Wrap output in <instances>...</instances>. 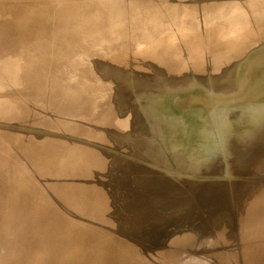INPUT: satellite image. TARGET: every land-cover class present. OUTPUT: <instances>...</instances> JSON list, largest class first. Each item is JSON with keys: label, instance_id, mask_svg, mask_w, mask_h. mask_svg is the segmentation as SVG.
<instances>
[{"label": "rangeland", "instance_id": "374dc122", "mask_svg": "<svg viewBox=\"0 0 264 264\" xmlns=\"http://www.w3.org/2000/svg\"><path fill=\"white\" fill-rule=\"evenodd\" d=\"M3 1V2H2ZM5 1H6V3H5ZM25 0H0V2L1 3H3V5H1L0 4V14H5V15H2V17H1V15H0V24L2 25H0V27L2 28V29H0V31H3V29H5L4 28V26H3V24H5V26H6V24H7V26H12L11 24H16V25H14L13 27H14V29L15 30H17L18 32L19 31H21V33H18L17 31H16V33L17 34H15V30H13V33H9L8 31L5 33V36L2 38V36H0L1 38H0V105L2 106H0V111H2V112H0V121L1 122H3V123H5V124H3V123H1L0 122V125H3V126H0V129L1 130H3V129H5V130H3V135H0V138L1 137H3L4 136V140H3V143H2V140H1V142H0V169H2V170H0V195L2 196H0V224L1 223H3V226L4 227H6L5 226V223H4V219L3 218H5V215H4V213H6L4 210H7L8 209V207H10V203H12V208L15 210V211H18L19 213L20 212H22V211H20V209H21V207H24V209L22 208V210H26L25 208V206H29L28 208H31L32 206H31V203L33 202V199H34V201L35 202H33L32 204H34V203H36V200H35V198L37 199V200H39L40 199V197L42 196V194H41V192H45V193H43V196H44V200L46 199V198H48V197H50L49 195L50 194H57L58 193V190H60V193H58L57 195V199H56V197L54 196V195H52L53 197H52V200H54V199H56V200H59V199H61V197L60 196H62V195H60V194H63V193H61L62 192V189L63 188H61L60 189V187L62 186H64V184H61V181H62V179L60 180V181H58L60 178H62L64 175H67L68 177L67 178H69V181H71L70 179H72L73 177H71V176H73V174L75 175V173H73V174H71V172H72V170L74 169V168H76L77 167V165H76V163L74 164V163H72V162H70L71 161V159L72 158H74V157H76L77 155H79L80 153H81V155L82 156H84V158H85V156L86 157H89V155H88V147H91V149L93 148H95L94 150L95 151H105V152H107V153H110L109 155H111V156H114V158H115V156H116V158L118 157V155L117 154H119L120 152H124V153H127L126 154V156L125 157H127L129 154H130V156L129 157H127L128 158V160H127V158L125 159V160H127V161H124L123 162V160H119V162L121 161V164H122V162H123V164L121 165L120 163H117L118 162V159L119 158H117V162H116V164H118V165H116L115 164V159L114 160H112V158L110 159V157H109V155L107 156V159L104 157L103 159L104 160H112V161H110V163H112V162H114V163H112V168L114 167L113 166V164L115 165V167H116V171H114L115 170V168H111V170L113 171V172H118V171H120L121 169L123 170V168L122 167H125L126 168V170H128L129 169V167L128 166H131V165H133V166H131V168H133L132 170H133V172H140V170L141 171H143V174L144 175H146L147 174V170H149L153 175V177H150V179H148L147 181H146V184H144V186L145 187H147V186H150V185H154V183H156V184H158L159 185V187H157L154 191H153V189L154 188H152V189H148V190H143V191H139V193L141 192V194H139V193H137V195L139 194V196L141 195V198L140 199H143L144 200V202H146V203H148L147 202V199H149V200H152V199H154L155 198V196H159V195H154V193H157V194H159L160 192H161V190L163 191L164 189H169L170 187H172V188H174L175 189V191L176 192H174V195L175 196H177L178 194H180V193H182L181 195H178V196H180V197H183V195H184V198H186L184 201H186V202H184L185 204L186 203H191V202H189V201H192L193 200V202L190 204V205H188V204H186V205H188L187 207H182L181 208V204H184V203H182L183 202V199L184 198H182L181 199V203H180V207H174L173 209H175L174 211L173 210H170V211H168V212H163L164 210L161 208V207H164V206H161L160 208H158V209H161L162 211V214L161 215H159L160 217H164L165 218V216H166V220L168 221V222H166L167 224H164V227L166 226V227H168V229H166V228H164V229H162V225L160 224V222H161V218L159 219V218H157V220H155L156 222H154L153 223V226H152V229L151 228H149L150 229V231H159L160 230V235L163 237V238H166V237H169L170 239V242H169V244H168V248L167 247H161V248H158V251L160 252V254H161V256L159 255V256H156V257H152L151 256V254H150V251H149V249H145L142 245H139V246H136V245H134V246H132L131 248L132 249H134V250H137V253L135 254V258H132V259H129L128 257H126V256H124V259H123V256H121V254H119V253H116L117 251L114 249V246H113V241L114 240H117V237L118 238H120V239H118V241H120V242H122V240H123V242L126 244V242L129 244V242L132 240V239H129V237H132V236H130V232H131V234L132 235H134V236H136L137 234V230L136 229H134L133 228V230L131 229V230H129L130 232L129 233H127V230H126V232H125V230L124 231H122V233L124 234V236H122L121 235V232L120 233H118L119 235H117V233H114V232H112V230H110V227H112V225H110L111 223H113L112 222V220H116V222H115V224L113 225V227L114 226H116L117 224H119V222H120V220L122 221H124L125 219H122V217H124V216H127L128 214V212L129 213H131L133 216H134V218H135V216H136V212H137V204L139 203L138 202V200H136L138 203L136 204V202H134L133 203V201H135V197H131L130 199L129 198H127V199H125L126 201L127 200H131V202L132 203H127L125 200V202H123V203H125V206L127 205V207H129L130 205H136V207L134 208H132L131 207V209H130V207L129 208H127V210L126 211H123V213L124 214H122V213H120L121 211H119L118 209H116V206L114 207L113 205H115V204H112V206L113 207H110L111 209L113 208V210H118V213L120 214H118V213H116L117 211L115 210V211H113V210H107V214H108V212H109V214L108 215H110L109 217H112L111 219L110 218H108V219H110L111 220V222H109L108 224L107 223H105V221L103 220V217H101L100 216V218H97L96 216H94V217H96L97 219H98V222L95 224V222H96V218H95V220H94V218H92V222L90 223V225H92V224H94L95 226L96 225H98L99 223H101V224H103L102 226H101V224H99V228H100V230H99V228H98V231H101V229L102 228H104V225H106L105 227V229H103L101 232H99L100 233V235H102L101 236V238L103 237V238H105L106 239V241H105V239H100V242L102 243V241H103V244H104V246H105V248L104 249H109V247H111L109 250H111V254H109V256H106L105 258H106V260H104L105 258H103V257H99V255L98 254H100L99 253V251H95L94 252V254H93V260H92V262L90 263H88V264H264V225H262L261 223L263 222V224H264V168H263V171H262V168L261 167H263L261 164H260V166L259 165H256V166H254V167H256V168H258L257 170H256V168L255 169H253L252 168V166H248L251 162H252V160L253 159H251L250 158V156L252 157V158H255V157H259L260 155H262V151H263V157H259V159H257V158H255L254 159V161L255 162H252V163H254V164H256L257 162H259V163H261L262 161L264 162V149H263V145H264V133H263V131H264V127L262 126V124L264 123V58L263 59H261V60H257V59H255V58H253V56L254 55H256V54H258V53H261V52H263L264 53V41H262V42H259V44H257V45H254V46H252L251 47V49L245 54V56L243 55V56H241V58L243 59V60H245V61H247V63H249L248 64V68H247V71H246V73H245V75H242L243 77L241 78L242 80V82H241V84H239V85H234V84H231V83H226V82H220V83H215V84H211V81L210 80H207L206 78H207V76L211 73V72H213V70L211 69V70H209V67H207V66H205V65H203L202 63L204 62V60H205V57H204V54H199V55H192L191 54V52L189 53V55L191 56L192 55V57L191 58H189L188 59V61L186 62V54L184 55V52H183V54H182V52H181V50H179L177 47H176V41H174L175 40V38L173 37H171V39L169 40V39H167V40H165V45L164 46H166V48L164 49V51L162 52V53H160L159 55H158V62L159 63H161V61H162V59L164 58V57H166V54H168V52H169V49H171V50H173V53H174V55H172V60L170 61L171 63H173V64H179L180 66L182 65L184 68L183 69H181V72L179 73L180 75H179V78H191V77H196V78H198V79H196L197 80V82L195 83H193V84H181V85H177L176 84V82H174V83H172L171 85L169 84V86H165V85H161V87L164 89V90H167L166 92L165 91H163V89L161 88V89H159V93H156L157 95L156 96H154L153 95V97H154V99L158 96V95H160L161 94V96H168V94H169V96L171 95V91H172V94L173 93H177L178 92V94H182V93H186L185 94V96H187L191 101L190 102H197V103H199V104H205V105H207V104H209V110H210V115H212L213 117H214V119H217L216 120V122L217 121H219V116L223 113V114H227V118L229 119V124H232V125H234L235 126V129H236V131H235V129H234V133H241V132H245V130H247L248 132H251L250 134L252 135V136H254V138H256V141H255V139L251 136V135H249V133H247V134H240V136L238 135V136H236V139L234 138L233 139V137H225V135H226V133L227 132H229V130H227V128H222V129H220L219 131H216V132H210V133H207L206 134V136H208V138H209V136H210V134H211V137H212V139H211V141L208 143H206V142H204V144L202 145V143H200L199 145H194L193 147H191V148H189L188 150V152L185 154V153H180V152H177L176 150H173V148L172 147H169V150L168 149H166V147H165V144H164V142H161V140H162V137L160 136V135H155V134H151L149 137H153V138H155L156 140H159L160 142H159V144H158V146L157 147H154L153 149H150V148H147L146 147V145L144 144L145 143V140H146V132L144 131L145 130V128L143 127V126H137L138 128V130H140V132L143 134H141L140 136H139V134L138 135H136V140L134 139L133 140V138L131 139V138H129L131 141L133 140V142H129V141H127L126 142V136L125 135H121V137H122V139H121V137L119 136L120 134L118 133V136H116L117 135V132L116 131H114L115 129H116V126H117V128L119 127V126H121L120 124H122V122H123V119H122V121H121V119H119V121H118V119H115V117H114V113L112 112V111H109L108 112V114L105 116V115H103L104 117L102 118L101 117V114L103 113V112H105V111H107L108 109H109V107H110V104H109V102H106V104H103V105H101L100 103L103 101V100H105V99H107L106 98V96H107V92L106 93H104L103 91H101V90H97L96 92H90V93H87V94H85L84 96H82V98H78L76 95H75V91L74 90H66V92H62V91H64L63 89H61L60 90V88H62V85L60 84L59 85V90H58V87H55L52 91H53V94H51V93H49V96H48V92L46 93V94H44L43 96H38V97H34V96H28V94L30 93H34V92H38V88H39V86H38V84L37 83H35L34 82V79H30L31 77L30 76H32V77H35L36 75H37V73H40V71L43 69L42 67H44L45 66V54L47 53V54H49L50 52H52V50H60L61 48V46H63L64 44H68L67 46H69V45H71L73 48H75L76 47V45H77V43H78V45H77V47H82V48H84V52H85V57H91V56H96L97 54H98V49H108V51H109V49H110V51L111 50H116V47L114 46L115 45V43H116V39H114V40H110V39H112V38H117V36H119V37H123V36H126V38H125V43L123 44V49H122V53H123V55L121 56V57H124V55L125 54H127V48H130V51L131 52H134V51H138L139 50V45L141 44V42L145 39V37H142V35H140V31H141V29H145V27L148 25H146V23L145 24H143V26H142V22H143V20H147V21H149L151 18H155V15L153 16V17H150L149 19L148 18H145L146 16H147V14H148V10H145L144 8H145V6H147V5H150V4H153V6L154 7H159L161 10H163L164 12L165 11H170V10H172V9H175L176 7H174V6H176V5H178L177 6V9L179 8V9H182L183 7H185L186 6V3H185V0H171V2L170 1H165V0H135V3H137V8H135V9H133L132 10V12H133V14H132V16H133V20L131 21V18H127V17H125V21L124 20H120V22H119V25H118V27L116 28H114L113 30H109L110 29V27L109 26H111V25H109L108 27H107V30L105 31V30H103V31H95V32H93L92 34H90L89 36H87L86 38H85V44L83 45L82 44V42L81 43H79L78 42V39H80L79 37H81L82 35H83V32H82V29H81V26L80 25H75V23H71L72 21H71V16L73 15V14H76V13H78L79 11H82V10H86V9H89L88 10V12H91V15H94V13L96 12V11H98V9L95 7L94 8V6H96V4H95V1L94 0H43L44 2H42V0L40 1V0H33V2H35V4L36 5H31L30 3H26V2H24ZM27 1V0H26ZM30 1H32V0H28L27 2H30ZM87 1H88V3H87ZM90 1V2H89ZM93 1H94V3H93ZM104 1V0H103ZM116 1H119L121 4H125V1L126 0H116ZM177 1V2H176ZM198 2H196V1H193V3H191V4H195L196 6L197 5H199L200 3H202V2H205V1H208V0H204V1H200L199 2V0H197ZM211 2H215V1H218V0H210ZM76 2V3H75ZM83 2H85L84 4H82ZM176 2V3H175ZM184 2V3H183ZM220 2V1H219ZM235 2H237L238 3V5H240V7H241V9L243 10L242 12H241V14H243V13H245L244 12V9H245V6H246V3H249L250 1L249 0H235ZM6 5H5V4ZM9 3V4H8ZM64 3V4H63ZM68 3H69V5H68ZM71 3V4H70ZM78 3V4H77ZM92 5H94V6H90L91 4ZM169 3L170 4H172L171 6H169ZM66 4L68 5V6H66ZM75 4V5H74ZM79 4H81L82 6H80ZM87 4V5H86ZM90 4V5H89ZM71 5H73L72 7H71ZM78 5V6H77ZM184 5V6H183ZM70 6V7H69ZM86 6V7H85ZM167 6H169V7H167ZM13 8V10H12V8ZM19 8V10L17 9V8ZM124 7V8H123ZM122 8H123V10H124V14H126L125 13V11H126V4L123 6ZM163 7V8H162ZM17 9L16 10V12H14V10L15 9ZM75 8V9H74ZM170 8H172V9H170ZM7 9H9V11L7 10ZM53 9H55V10H58L57 11V15L59 16L60 15V13H61V15L60 16H65L67 19H68V17L70 18V20H69V23L68 24H64L63 25V23L64 22H61L60 21V19L62 18V17H58L55 13V16L53 17V19L55 20V21H57L58 20V18H59V20H58V22L57 23H55L54 22V20L52 19V16L54 15H52L51 16V13L50 12H52V10ZM92 10V11H91ZM151 10H153V9H151ZM156 9H154L153 11H155ZM12 11V12H11ZM95 11V12H94ZM149 11H150V9H149ZM9 12H11L12 14L14 13H16L15 15L17 16L16 17V21H15V15L13 16L12 14H8ZM56 12V11H55ZM64 12V13H63ZM47 13V15H45ZM48 13H49V16H48ZM66 13V14H65ZM71 14V16L69 15V14ZM8 14V15H7ZM246 14L247 15H249V16H251V18H252V21L254 20V19H257L258 18V15H260L259 13H258V10L257 9H253V10H249L248 12H246ZM245 14V15H246ZM261 14H264V10H263V12L261 13ZM45 15V16H44ZM67 15H69V16H67ZM245 15H243V16H245ZM12 17V18H9V17ZM47 16V17H46ZM82 16V15H81ZM81 16H78V18H80ZM264 16V15H263ZM4 17H6V18H4ZM40 17H44V18H48V20L46 19H43L44 20V22H42L41 23V20H42V18H41V20H40V25L42 26V24L44 23L45 24V21L47 22L44 26H47L48 27V23L49 22H51L52 20V25H53V22L55 23L53 26L55 27V25H57L56 27H55V29L53 30L52 28H54V27H52V25H49L50 26V29L52 30V33H49V32H51L50 31V29H47V27H45V28H41L42 29V33L43 34H46V36H47V38H46V41H44L46 44L48 43V47L46 46V48L44 49V50H42V52H40V51H37V50H35L33 47H32V45H31V42H30V40H29V42H30V44L28 43V42H26V44L25 45H27V43H28V45L26 46V48H23V46L25 47V45H24V43H25V41H27L28 39H30V38H28V36L29 37H32L31 38V40L34 38V36H32L33 34L34 35H36V37L38 38L37 40H36V42L39 40V38H40V41L39 42H41V39L42 40H45L44 38H43V34L42 33H40L41 35H42V37L40 36V37H38L37 36V34L39 33V31L41 30L40 28H38L37 26H39V27H41L40 25H38V23L37 22H39V21H37L36 19H38V18ZM49 17H51V18H49ZM65 17L63 18V20H65ZM260 17V16H259ZM4 18V19H3ZM57 18V19H56ZM7 19H10V20H7V21H10L11 22V24L8 22H3V24H2V21L4 20V21H6ZM12 19H14V20H12ZM50 19V20H49ZM66 19V20H67ZM87 19H89V18H87ZM87 19H85V22H87L88 20ZM127 19V20H126ZM36 20V21H35ZM62 20V19H61ZM65 20V21H66ZM129 20V21H128ZM164 20H165V22H163L164 24H162L163 25V27L164 26H170V25H174V24H177V23H179V21L180 20H175L174 18H172V17H169V16H166L165 18H164ZM14 23H13V22ZM61 23H60V22ZM115 21V23H118V21H116V20H114ZM16 22V23H15ZM67 22V21H66ZM129 22V23H128ZM131 22H132V25H131ZM250 22H251V19H250ZM50 23V24H51ZM60 23V24H59ZM254 21H253V24L251 25L250 24V27H253L254 26ZM22 24V25H21ZM24 24V25H23ZM26 24V25H25ZM32 24H33V27H32ZM34 24H36L35 26H34ZM72 24V25H71ZM77 24H79V23H77ZM122 24H123V26H122ZM125 24H126V26H125ZM129 24V25H128ZM19 25H21L22 27H20ZM29 25H31V26H29ZM59 25H61L60 27H62L61 29H63L64 28V30H63V33H65V34H63V35H61V30H60V27H58ZM260 25V24H259ZM26 26L28 27L29 26V28H28V31L26 30ZM67 28H66V27ZM112 26H115V25H112ZM142 26V27H141ZM19 27H20V29H22L23 27V29L22 30H20L19 29ZM30 27H32V29L30 28ZM34 27H37V29L39 30V31H37V29H36V31H37V33L35 34V29H34ZM43 27V26H42ZM52 27V28H51ZM58 27V28H57ZM71 27V28H70ZM126 27V28H125ZM238 28H240V27H238ZM260 29H261V27H259ZM258 28V29H259ZM25 29V30H24ZM43 29H44V31H43ZM56 29H58L59 31L57 32V30ZM66 29H68V30H66ZM89 29H91V30H94L95 28H94V25L93 26H91ZM115 29H117L118 30V33H117V30H115ZM31 30H33L34 31V33H33V31H32V33L33 34H31ZM49 30V31H48ZM71 30V31H70ZM109 30V31H108ZM174 30H179L177 27H172L171 28V30H170V32L171 31H174ZM238 30V29H237ZM25 31V32H24ZM27 31V32H26ZM57 33H56V32ZM70 31V32H69ZM121 31V32H120ZM260 31V30H259ZM30 32V33H29ZM41 32V31H40ZM54 32H55V34H54ZM60 32V33H59ZM114 32V33H113ZM169 32V33H170ZM237 31H235V33H233L230 37H228L227 39L229 40V39H231V38H235V35H238V36H236V38H238V37H240L241 35V33H239V32H237ZM22 33H23V35H22ZM24 33H27V34H25L24 35ZM59 33V34H58ZM112 33V34H111ZM1 34V33H0ZM13 34V35H12ZM16 36H15V35ZM21 34V35H20ZM29 34V35H28ZM54 35V36H52V35ZM56 34H57V37H56ZM72 34V35H71ZM126 34V35H125ZM128 34V35H127ZM258 34V32H255V33H253V34H251V35H257ZM260 34H262L263 36H264V32H262V31H260ZM19 35L20 36H22V37H25V39L22 41V38H20L19 37ZM31 35V36H30ZM39 35V34H38ZM64 35H67L66 37H64ZM75 37H74V36ZM123 35V36H122ZM181 35V33H180V31H179V33H178V36H180ZM13 36H15V37H13ZM18 36V38H16ZM45 35H44V37H46ZM48 36H50V37H52V38H50V37H48ZM63 36V37H62ZM84 36V35H83ZM115 36V37H114ZM171 36H173V35H171ZM26 37H27V39H26ZM72 37V38H71ZM107 39H106V38ZM19 38H20V40H19ZM50 38V39H49ZM56 38L58 39V40H56ZM59 38H61V39H59ZM65 38L66 39H68V41L70 40V43H68V41L67 40H65ZM78 38V39H77ZM141 38H143V39H141ZM13 39H14V41H13ZM15 39H17V42L19 43V41H21L19 44L16 42V40ZM51 39H55V40H52L51 41ZM72 39H74L75 41H73ZM35 40H32V42L33 43H35L34 41ZM49 42H53L54 43V45H53V43L51 44V43H49ZM71 40H72V42H71ZM109 40V41H108ZM63 41H65L64 42V44L62 43ZM83 41V42H84ZM22 42H23V45H22ZM39 42H37V43H39ZM43 42V41H42ZM58 42V43H57ZM61 42V43H60ZM77 42V43H76ZM32 43V44H33ZM74 43H76V45L74 44ZM20 44H21V46H20ZM56 44V45H55ZM63 44V45H62ZM73 44V45H72ZM18 45L21 47V50H23V49H25L27 52H28V60H24L23 62H22V64H24L23 66H22V64H21V66L22 67H24V69L20 66V68H18V71L15 73V75L18 73L19 75H18V77H17V80L15 81L16 82V84H13V78H10V77H15V75L12 73L13 71H14V68H10V67H5L6 66V64H5V62L7 61L6 60V58H9L10 59V57H12V56H16L17 54H19L20 52H17L16 51V48H19L18 47ZM30 45H31V47H30ZM55 47H53V46ZM80 45V46H79ZM138 45V46H137ZM29 46V47H28ZM52 46V47H51ZM112 46H114V48H112ZM135 46H137V47H135ZM263 46V47H262ZM28 47V48H27ZM80 47V48H81ZM110 47V48H109ZM23 48V49H22ZM32 48V49H31ZM52 49V50H50V49ZM176 50H175V49ZM7 49V50H6ZM47 49V50H46ZM148 49V48H147ZM146 48H144V47H141V51H143V52H147L148 50H147ZM167 50V51H166ZM48 51H50L49 53H48ZM175 51V52H174ZM177 51V52H176ZM2 52H3V54H4V56L2 57ZM35 52V53H34ZM178 52H180L179 53V55H178ZM31 53H32V55H31ZM38 53V54H37ZM41 53V54H40ZM170 53V52H169ZM187 53V52H186ZM7 54V55H6ZM43 54V55H42ZM90 54V55H89ZM188 54V53H187ZM248 54V55H247ZM37 55H41L42 57L40 58V59H42V61L41 60H39V59H37V58H39L40 56H37ZM175 55H177V57L175 56ZM181 55V56H180ZM180 56V57H179ZM44 57V58H43ZM232 57L233 58H235L232 54H223V55H221L219 58H218V60H216V62H219V63H221L222 61V64H224V62L226 63V62H228V61H230L231 59H232ZM257 57V56H256ZM33 58H35V59H33ZM125 58V61H127L126 60V57H124ZM254 60H253V59ZM179 59V60H178ZM249 59V60H248ZM38 60L40 61V65H41V67H40V69L38 68L40 65H38L39 63H38ZM102 60H103V63H104V65H105V67L108 69V70H110V71H112V72H119L118 73V75H120V74H122V81L121 82H124L126 79H128V82L126 83V85H125V87H126V89H128V90H130V91H132V90H134V88H136V86L138 87L139 85H140V76L139 75H146L145 73L144 74H140V73H138V72H134L132 69H131V67H125L126 66V64L123 66V70H121V69H119V64H117L116 62H112L108 57H106V58H102ZM5 61V62H4ZM43 61H44V63H43ZM182 61V62H181ZM250 61V62H249ZM25 62H27V63H25ZM35 62V63H34ZM169 62V63H170ZM32 63H34V64H32ZM41 63H43V64H41ZM106 63V64H105ZM112 63V64H111ZM31 64H32V66H31ZM172 64V65H173ZM185 64H190V66L189 65H186V66H184ZM30 65V66H29ZM33 65L35 66V67H37L39 70L37 71L36 69L37 68H35V67H33ZM38 65V66H37ZM26 66H27V68H26ZM31 67V68H30ZM189 67H192V68H189ZM35 68V69H34ZM29 69H32V70H29ZM209 70V71H208ZM22 71H24V72H22ZM30 71V72H29ZM209 72V73H208ZM237 72V71H236ZM22 73H27L28 74V77H29V79L30 80H32V81H29V79H28V77H26L27 76V74H26V76H24L25 74H22ZM32 73V74H31ZM24 76V78L26 77V81L24 82L23 81V79L24 78H22L23 76ZM36 74V75H35ZM189 75V76H188ZM192 75V76H191ZM139 76V77H138ZM168 78H169V76H168ZM174 78V77H173ZM172 78V79H173ZM178 78V79H179ZM23 81V84H22V81ZM113 81V80H112ZM27 82H30L31 83V85L33 84V85H37V87L35 88V86H34V89H33V85L31 86L29 83H27ZM95 82V81H94ZM114 82V81H113ZM135 82H137V84H136V86L134 87V85H133V83L135 84ZM149 82V81H148ZM147 82V83H148ZM205 82V83H204ZM61 83L63 84L64 83V81H62L61 80ZM108 83H111V80L110 79H108ZM146 83V82H145ZM146 83V84H147ZM198 83V84H197ZM95 84H97V83H95ZM202 84H204V85H202ZM206 84V85H205ZM22 85H24V86H26V87H23ZM64 85V84H63ZM200 85V86H199ZM210 87H209V86ZM212 85V86H211ZM215 85V86H214ZM221 85V86H220ZM29 86V87H28ZM56 86V85H55ZM98 86V85H97ZM205 86V87H204ZM234 86V87H233ZM28 87V88H27ZM30 87L33 89H30ZM15 88H16V90H15ZM194 88V89H193ZM197 88V89H196ZM199 88V89H198ZM210 89V90H208V89ZM214 88V89H213ZM216 88H218V89H220L219 91H218V89H217V91H216ZM221 88L223 89V90H221ZM20 89V90H19ZM23 89V90H22ZM32 91V92H30V90ZM55 89H57V90H55ZM170 89H171V91H170ZM174 89V90H173ZM176 89V90H175ZM178 89V90H177ZM207 91V92H205V90ZM225 89H227V90H225ZM228 89H230V91L228 90ZM18 90V91H17ZM24 90H25V92H24ZM199 90H204V92L203 91H201V93L200 92H195V91H199ZM231 90H233L232 92H231ZM12 91H14V94H13V92ZM21 92V94H20V92ZM175 91V92H174ZM17 92V94H15ZM19 92V93H18ZM29 92V93H28ZM54 92H56V93H54ZM73 93V96H72V94H70V93ZM103 92V93H102ZM162 92V93H161ZM9 93V94H8ZM11 93V94H10ZM23 93H27V96H26V94H23ZM69 93V94H68ZM198 93V94H197ZM226 93V94H225ZM3 94H4V96H3ZM7 94V95H6ZM29 94V95H30ZM52 96H51V95ZM60 94V95H59ZM95 94V95H94ZM221 94V95H220ZM2 95V96H1ZM9 95H11V96H9ZM14 95H16V97L18 96V95H20L19 97H17V99H16V101L18 102H16L15 101V98H14ZM58 95V96H57ZM69 95H71L72 97H69L68 98V96ZM91 95V96H90ZM98 95V96H97ZM189 95V96H188ZM24 96V97H23ZM48 96V97H47ZM55 96V97H54ZM59 96H60V98H59ZM101 96V97H100ZM116 96H118L119 98H120V95L119 94H116ZM21 97V98H20ZM24 99H23V98ZM26 97V98H25ZM52 97H54V98H52ZM74 97V98H73ZM76 97V98H75ZM110 97H111V99H114V96L112 95V94H110ZM191 97V98H190ZM193 97V98H192ZM219 97V98H218ZM5 98V99H4ZM68 98V99H67ZM71 98L73 99V100H71ZM197 98V99H196ZM4 99V100H3ZM8 99H9V101H8ZM10 99H11V101H10ZM14 99V100H13ZM21 99V100H20ZM35 99V100H34ZM47 99H48V101H47ZM55 99V100H54ZM58 99V100H57ZM67 99V100H66ZM121 99V98H120ZM129 98H123V100L121 101V103H120V106H121V104H123V109H121L122 107H119V109L121 110V112L123 113V115L122 114H117V117L120 115V116H123V118H127L128 116H129V118L130 117H133V114H134V112H135V114H136V120H137V123H141V121H142V119L143 118H141V119H139V117H138V115L140 114V112H142V107H143V105L142 104H136L135 106H136V108H135V106H130V108H126L125 109V102H129L130 101V99L128 100ZM151 99H153L152 97H151ZM12 100H13V102L14 103H12L13 105L11 106V102H12ZM20 100V101H19ZM202 100V101H201ZM57 101V102H56ZM60 101V102H59ZM61 101H64V102H61ZM69 101H71V103L69 102ZM1 102H2V104H1ZM51 102V103H50ZM54 102V103H53ZM98 102V103H97ZM50 103V104H49ZM62 103H64V104H62ZM68 103H70V104H68ZM7 104V105H6ZM39 104H40V106H39ZM66 104V105H65ZM68 104V105H67ZM190 104H192V103H190ZM12 107V108H8V107H10V106ZM19 105V106H18ZM69 105H73V110H68L69 108L71 109V106L69 107ZM184 105H186L185 103H184ZM213 105V106H212ZM17 106V107H16ZM39 106V107H38ZM42 106V107H41ZM63 106V107H62ZM142 106V107H141ZM8 108V111H10L9 112V114H11V115H9L8 113H7V111H6V108ZM69 107V108H68ZM139 107H140V109H139ZM213 107V108H212ZM243 107H245V111L247 110V109H250L251 110V112H252V109H254L253 111H257L258 113V116L259 117H254V116H252V115H255V114H251V112H250V114L249 115H246V113H245V111L243 112ZM15 108V109H14ZM22 108H24V110L22 109ZM32 108V109H31ZM64 108V109H63ZM68 108V109H67ZM218 108V109H217ZM247 108V109H246ZM10 109H12V110H10ZM14 109V110H13ZM29 109H31V110H35V111H37V112H41V113H43L44 114V117H46V119H48L50 122H52V123H55L57 126H55L54 125V127H52V128H50V129H47V132H46V130L44 129H42V130H40L39 131V129H38V127H41V122L39 121V115L38 114H35V113H31L32 111H30ZM45 109H48V110H45ZM110 109L111 110H114V107L112 106V107H110ZM129 109H131L132 111H130L129 112ZM152 109H155V108H153V107H149V111H153ZM215 109V112H213V110ZM217 109V110H216ZM258 109V110H257ZM66 110H68V111H66ZM212 110V111H211ZM16 111V112H15ZM27 111V112H26ZM116 111V110H115ZM118 111V110H117ZM138 111V112H137ZM164 111H166L165 109H164ZM218 111V112H217ZM220 111H222V113L220 112ZM263 111V112H262ZM8 114V116L6 115V113ZM30 112V113H29ZM48 112H50V114L48 113ZM129 112V113H128ZM211 112H213V113H215L216 115L214 116V114L213 113H211ZM227 112V113H226ZM3 115H2V114ZM29 113V114H28ZM139 113V114H138ZM260 113V114H259ZM52 114V115H51ZM55 114H57V115H55ZM63 114V115H62ZM7 117H6V116ZM14 115V116H13ZM24 116V118H23V116ZM55 115V116H54ZM65 115H67V116H65ZM218 115V116H217ZM1 116H2V118H1ZM5 116V117H4ZM12 116V117H11ZM17 116V117H16ZM54 116V117H53ZM57 116L59 117V118H57ZM64 119H63V118ZM6 118V119H5ZM11 118V119H10ZM23 118V119H22ZM242 118V119H241ZM258 120H257V119ZM1 119H3V120H1ZM98 119H100L101 121H100V124H101V128L100 127H97L99 130V132H97V131H93L92 133H93V135L91 134V133H89V127H87L88 126V124H90V123H93L94 122V120L95 121H97ZM11 120H12V123H11ZM9 121H10V123H9ZM53 121H55V122H53ZM62 121V122H61ZM139 121V122H138ZM256 121H258V122H256ZM61 123H62V125H61ZM68 125H66V124ZM116 123V124H115ZM217 123H219V122H217ZM253 123V124H252ZM254 123H256V124H254ZM12 124H14V125H12ZM118 124V125H117ZM240 124V125H239ZM5 125H7L6 127H5ZM12 125V126H11ZM17 125V126H16ZM58 125H60V127L58 126ZM237 125V126H236ZM17 127V130L18 131H16V127ZM21 126V127H20ZM23 126V127H22ZM103 126V127H102ZM238 126H240V127H238ZM10 127V128H9ZM11 127H13V128H11ZM19 127V128H18ZM56 128H58V129H56ZM102 128H104V131L102 130ZM105 128H107L106 130H107V133L110 131V132H112V130L114 131V132H112L111 134H113L114 135V133L116 134L114 137L116 138V140H118L119 138L124 142H122L121 141V143H120V139H119V145L121 146V144L122 145H124V144H126V145H124V146H128L129 147V145H130V148L132 149V152L129 150V148L127 149L126 147H124V146H121V148H122V151H121V149H119L118 147H120L119 145H117V142H116V145L118 146H116L115 147V151H114V148H112V147H109V145L107 146L106 145V143L107 142H110L111 141V138H109L110 136H108L109 135V133L107 134V136H106V134L104 133V132H106V130H105ZM140 128V129H139ZM60 129V130H59ZM67 129V130H66ZM109 129V130H108ZM251 129V130H250ZM55 130H57V131H55ZM224 130V131H223ZM250 130V131H249ZM13 131V132H12ZM16 131V132H15ZM25 131V132H24ZM54 131H55V133H54ZM226 131V132H225ZM1 132V131H0ZM43 132V133H42ZM63 134H61V133ZM102 132V133H101ZM261 132H262V135H261ZM12 133V134H11ZM19 133H20V135H19ZM26 133V134H25ZM66 133V134H65ZM69 133V134H68ZM253 133H255V134H253ZM4 134H8L7 136H5ZM43 134V135H42ZM52 134H54V137L53 136H51ZM55 134H56V136H55ZM110 134V135H111ZM214 134V135H213ZM221 134V135H220ZM61 135V136H60ZM69 137L70 136V139L67 137V136ZM96 135H101V138L102 139H99L98 138V136H96ZM103 135H105L104 137H103ZM112 135V136H113ZM147 135H149V134H147ZM244 135V136H243ZM247 135L249 136V137H247ZM255 135H259L258 136V138L255 136ZM63 136H65V137H63ZM125 136V139L123 138ZM242 136L243 137H247V138H251L250 140H251V142L249 143V139H247V138H242ZM6 137H7V140H5L6 139ZM24 137V138H23ZM25 137H27V140H26V138ZM74 137V138H73ZM113 137V138H114ZM119 137V138H118ZM157 137V138H156ZM225 139H224V138ZM262 137V138H261ZM52 138H54V139H52ZM64 138V139H63ZM114 138V139H115ZM204 138L205 139H207V137H202L201 138V140L202 141H204ZM228 138V139H227ZM230 138V139H229ZM240 138H241V140H240ZM253 138V139H252ZM56 139L58 140V141H56ZM74 139V140H73ZM108 139L110 140V141H108ZM128 139V140H129ZM248 141H247V140ZM14 140H16V141H14ZM40 140L42 141L41 143H40ZM225 140V141H224ZM231 140V142H229ZM234 140V141H233ZM257 140H258V142H257ZM19 141V142H18ZM21 141H25V145H24V149H21V150H24V151H27L28 150V156H22V158H21V152L18 154L17 153V151L19 150H17L16 148L17 147H13L14 145H17V142L20 144V142ZM47 141V142H46ZM50 141H51V143H50ZM56 141V142H55ZM66 143H65V142ZM245 141H246V143H245ZM252 141H254V142H252ZM45 142H46V144H45ZM53 142H55L54 144H53ZM57 142H59L60 144H61V146H59L60 144L59 143H57ZM15 143V144H14ZM50 143V144H49ZM57 143V144H56ZM64 143V144H63ZM234 145H233V144ZM13 144V145H12ZM51 144H53V145H51ZM57 145V147L59 146V150L57 151V150H55L57 147L56 146H54V145ZM59 144V145H58ZM63 144V145H62ZM88 144V145H87ZM232 144V145H231ZM240 144H241V147L243 146L244 147V145H245V147H244V150H246L248 153H250V150H252V148H255V147H257L258 145H260V146H258L257 148H258V150L260 149V148H262L263 150H261L260 152H259V155H258V152L257 153H255L256 151H257V149L255 150V149H253V150H255L254 151V154L255 155H251V154H253V150L251 151L252 153L250 154V156H249V154H247V156H246V158H247V160L249 159V161H247L246 159H244L245 158V156H241V155H246L245 153H242L241 151H242V149H241V151H239V153L241 154H239L238 153V151L235 153V150H239L241 147H240ZM247 144V145H246ZM42 145H44V147L42 146ZM50 145V146H49ZM201 145V146H200ZM236 145V146H235ZM249 145V146H248ZM250 145H254V147L253 146H250ZM262 145V146H261ZM47 146H48V148H47ZM229 146L230 147H235V148H237V149H235V148H229ZM248 146V147H247ZM12 147V148H11ZM40 147V148H39ZM41 147H43V148H41ZM47 149H46V148ZM55 147V148H54ZM135 147V148H134ZM240 147V148H239ZM242 147V148H243ZM251 147V148H250ZM260 147V148H259ZM13 148H15L14 150H13ZM124 148H125V151L127 150V152H125V151H123L124 150ZM203 150V151H205V152H203V153H201V155H200V157H199V159H197L196 161H193V160H195L196 158H194V159H192V160H190V159H188V160H185L184 159V156H186L188 153H190V155H198V151L200 150ZM215 151H213L212 149ZM220 149V150H218V152H217V149ZM45 149V150H44ZM86 149H87V151H86ZM92 149V150H93ZM133 149H134V151H133ZM198 149V151H196V150ZM207 149H209V150H207ZM216 149V150H215ZM230 151H229V150ZM231 149H232V152H233V149H235L234 150V152L232 153L231 152ZM16 150V151H15ZM52 150H53V152H54V154H53V152H52ZM200 150V151H201ZM211 150V151H210ZM228 150V151H227ZM57 151V154L58 153H67V156L65 155V156H63V157H61V156H57L56 154H55V152ZM84 151V152H83ZM85 151H86V153H85ZM128 151H130V152H128ZM136 151V154H140V155H136L134 152ZM199 151V152H200ZM207 151V152H206ZM214 152V153H218V158H217V160L215 161V168L218 170V169H222L223 170V168L225 169V170H223L222 172L223 173H220V174H218V176L216 175V174H212V172H209V174L211 173V175H206L207 174V172H205L206 171V168H207V164H208V162H210V160L211 159H209L208 161L207 160H205V157L204 156H208V154H209V152ZM219 151H221V152H219ZM226 151H227V153H226ZM13 152V153H12ZM192 152V153H191ZM229 152V153H228ZM231 152V153H230ZM243 152H245V151H243ZM14 154V155H12V154ZM46 153H49V155L48 154H46ZM72 153V155L71 156H69L70 154ZM132 153H134L133 155H131ZM195 153H197V154H195ZM237 154V155H235V154ZM261 153V154H260ZM17 154V155H16ZM51 154H53V155H51ZM181 154H184V156L183 155H181ZM228 154H230V155H228ZM231 154H233V155H231ZM239 154V155H238ZM257 154V155H256ZM10 155V156H9ZM44 156V157H42V158H45V155L47 156L46 158H45V160L43 161V162H41L40 160L42 159H40V157L41 156ZM119 155H121L122 156V154L120 153ZM125 155V154H124ZM144 157H143V156ZM73 156V157H72ZM133 156V157H132ZM143 158H142V157ZM231 156V157H230ZM236 156V157H235ZM242 158L243 157V159L245 160H242L240 157ZM61 159H59V158ZM66 157V158H65ZM71 159H70V158ZM108 157H109V159H108ZM180 157H183V158H180ZM10 158V159H9ZM13 158V159H12ZM22 160H21V159ZM39 160H38V159ZM58 158V159H57ZM68 158V159H67ZM121 158H124V156L123 157H121ZM145 158V159H144ZM147 158V159H146ZM64 159V160H63ZM70 159V160H69ZM102 159V160H103ZM149 159V160H148ZM181 159H183V161L185 162H183V161H180ZM238 159H239V161H238ZM258 161H257V160ZM263 159V160H262ZM29 160V161H28ZM38 160V161H37ZM43 160V159H42ZM48 160H51V161H48ZM55 162H54V161ZM58 160V161H57ZM68 160V161H67ZM178 162H177V161ZM241 160H242V162H244V163H242L241 162ZM250 160H251V162H250ZM261 162H260V161ZM12 161V162H11ZM106 161H102L103 163L104 162H106ZM129 161H131V163L129 162ZM177 162V165H176V163H175V165L176 166H178L179 167V165H181L182 167H176L175 165H174V163L173 162ZM192 161V162H191ZM247 161V163L245 164V162ZM21 162H24V166H23V163H21ZM40 162L41 163H44V162H46V163H44V164H42L44 167H45V164L47 165V164H49V165H52L51 164V162L54 164V166L55 167H51V166H46L45 167V169L43 168V166L40 164ZM48 162V163H47ZM59 164H58V163ZM61 162H64V163H61ZM66 162H68V163H66ZM101 162V163H102ZM125 162H127V163H129L128 164V166H127V163H125ZM180 162H182L181 164H180ZM193 162H195L194 164H193ZM206 162V163H205ZM239 162L240 163H242V164H240L239 165ZM3 163V164H2ZM15 163H17V165L15 164ZM100 163V165L102 166L103 165V167H105L104 169H106V168H110L109 166L111 165L108 161H107V163H108V166L105 164V166H104V164H101ZM192 163V164H191ZM219 163V164H218ZM251 163V165H253ZM258 163V164H259ZM34 164V165H33ZM124 164H126L125 166H124ZM204 164H206V166L204 165ZM238 164V165H237ZM264 164V163H263ZM4 167H3V166ZM38 166V167H35L34 168V166ZM42 166V168H40L41 169V171L40 170H37V171H39V173L38 172H36L35 170L37 169V168H39V167H41ZM57 165H60V167H57V169H58V171H57V169H56V166ZM136 165H138V166H141V167H137ZM246 165V166H245ZM107 166V167H106ZM122 166V167H121ZM199 167V171H195V169H197L198 170V168L197 167ZM237 166H240V168H241V166H242V168L240 169L239 168V170H238V168H235V167H237ZM243 166H245V167H243ZM259 166V167H258ZM35 169V170H33V168ZM50 167V168H49ZM64 167V168H63ZM103 167H100L101 169L103 168ZM117 167H119L118 169H117ZM191 169H190V168ZM205 167V168H204ZM235 168V169H237L236 170V172L238 173H235L234 172V170H233V168ZM248 167L249 168H251L253 171H251V170H249V172H247V169H248ZM4 168V169H3ZM30 168V169H29ZM47 168H49V170H51V168H52V170L53 171H49ZM54 168V169H53ZM78 168V167H77ZM121 168V169H120ZM128 168V169H127ZM131 168H130V170H131ZM261 170H260V169ZM7 169V170H6ZM12 169V170H11ZM32 169V170H31ZM47 169V170H46ZM61 169V170H60ZM63 169V170H62ZM120 169V170H119ZM203 169H204V171H203ZM74 170H76V171H74ZM73 170V172H77L78 173V169H74ZM118 170V171H117ZM125 170V169H124ZM174 170V171H173ZM176 170V171H175ZM178 170V171H177ZM201 170V171H200ZM227 170V171H226ZM241 170V171H240ZM4 171V172H3ZM35 171V172H34ZM44 171H46V172H44ZM55 171H57V172H59V171H61V173H62V171H64L65 173H63L62 174V176L60 175L61 173L59 172V175L60 176H58L59 177V179H58V177H57V174L58 173H56ZM111 171V173H110V175L109 176H111V174H114V175H112V178L113 177H115L116 175H115V173H113ZM179 171H180V173H179ZM203 171V172H202ZM225 171V172H224ZM260 171H261V173H260ZM31 172H34V173H31ZM41 172V173H40ZM48 172H50V173H48ZM53 172V173H52ZM54 172H55V176H54ZM67 172V173H66ZM69 172V173H68ZM94 172H96V175H95V173H93L95 176H97L98 175V173H97V171H94ZM178 172V173H177ZM183 172V173H182ZM198 172H200V173H198ZM246 172V173H245ZM43 173V175H41ZM45 173V174H44ZM187 173H188V175H187ZM205 173V174H204ZM241 173V174H240ZM245 173V174H244ZM251 173V174H250ZM7 174V175H6ZM10 174V175H9ZM52 175V177H51V181H50V178H49V176H46V175ZM69 174V175H68ZM70 174H71V176H70ZM93 174H91V175H93ZM174 174V175H173ZM195 174V175H194ZM44 176L45 178L46 177H48L47 179L50 181V184H51V187L50 186H48V187H50V191L52 190V185H54V184H52L51 182H53V180H54V182L53 183H57V182H60L59 183V185L58 184H56L57 185V188L59 187V189L57 190V188L55 189L56 191H57V193H55L56 191H54V189H53V191H51V193H50V191H49V189H48V187L46 186V188L47 189H45V184L47 185V184H49V183H47V182H49V181H46V183L44 184V180H46V179H44L43 177H41V176ZM93 175V176H94ZM191 175H194V176H191ZM197 175V176H196ZM198 175H202L201 177L200 176H198ZM206 175V176H205ZM221 175H223L222 177H221ZM250 175V176H249ZM27 176V177H26ZM31 176H33V178H34V176H35V178L34 179H36V178H38V176L39 177H41L40 179L42 180V182L43 183H41V181H40V183L42 184H40L42 187H44V188H42L41 190L39 189V188H37L36 187V189H39V190H37V191H35L36 189L34 188V189H32V192L31 193H33V194H29V193H27V194H29V198L27 197V198H25L27 195H26V192H23V191H25L26 189H25V187L27 188V187H29L28 186V184L27 183H29L30 181V179H33ZM54 176V177H53ZM94 176V177H95ZM151 176V175H150ZM184 176H187V177H184ZM208 176V177H207ZM220 176V177H219ZM224 176H226V178L224 177ZM5 177V178H4ZM30 177V178H29ZM57 177V178H56ZM65 177V176H64ZM93 177V178H94ZM108 177V176H107ZM106 177V178H107ZM174 177H176V178H174ZM193 177V178H192ZM204 179H203V178ZM225 179H224V178ZM66 177L65 178H63V180L65 181L66 179H67ZM92 177L90 176H88V180L89 179H91ZM92 178V181L93 180H95V179H93ZM106 178H104V180L106 179ZM110 179H111V177H109ZM109 178H107V179H109ZM179 178H181V179H179ZM196 178V179H195ZM205 178H206V180H205ZM220 178H221V180H220ZM4 179V180H3ZM15 179H16V181H15ZM25 181H24V180ZM44 179V180H43ZM53 179V180H52ZM96 179H97V177H96ZM106 179V181H108ZM211 179V180H210ZM214 179V180H213ZM68 180V179H67ZM182 180V181H181ZM187 180H190V181H198V182H202V184L200 183V186L202 185L204 188H206L205 190L207 191V194H206V192L204 191L203 193H204V195H203V193H201V190L196 186L195 187V189H193V190H195V192L193 191V190H191L192 188H193V186L192 187H190V181H187ZM223 180V181H222ZM232 180V181H231ZM204 181V182H203ZM218 182V184L220 185L221 183L222 184H224V186L222 187V185H220V187L219 186H217L216 184H217V182ZM227 181V182H226ZM240 181V182H239ZM3 182V183H2ZM63 182V181H62ZM105 182V181H104ZM104 182H102V184L101 183H99V185L101 184V186H104L103 184H105ZM184 182V183H183ZM206 182H207V184H206ZM213 184H212V183ZM221 182V183H220ZM231 182V183H230ZM243 182V185L241 184ZM12 185H11V184ZM15 183V184H14ZM65 183V186H66V184L67 183H69L68 181H66V182H64ZM189 183V184H188ZM205 183V184H204ZM211 183V184H210ZM226 183H227V185H226ZM245 183H246V185H248L247 187L245 186ZM9 184V185H8ZM49 184V185H50ZM161 184V185H160ZM199 184V183H198ZM237 184H239V186L237 185ZM4 185V186H3ZM24 185V186H23ZM44 185V186H43ZM69 185V184H68ZM67 185V186H68ZM186 185L188 186V188L186 187ZM205 185V186H204ZM208 185H210V187L212 186V187H216V189L215 190H217L216 191V194H219V192H218V190L219 189H222L223 188V190L221 191V190H219L220 191V195H222L221 196V198H220V201H223V202H221V203H215V204H213V203H210V204H208L207 202H209V198H210V191L209 190H207V186ZM216 185V186H215ZM236 185V186H235ZM5 186H7V187H5ZM22 186V187H21ZM41 186H39V187H41ZM64 186V189L67 187H65ZM229 186H231V187H229L230 188V190L228 189V187ZM237 188V190L234 188ZM242 186V187H241ZM53 187H56L55 185L53 186ZM69 187V186H68ZM212 187L210 188V190L212 191ZM218 187H219V189H218ZM222 187V188H221ZM239 187H241V188H239ZM244 187V188H243ZM3 188H5V190L3 189ZM8 188V190H6ZM11 188V189H10ZM17 188V190H16V193H15V189ZM189 188H191V189H189ZM224 188H226V190L224 191ZM232 188V189H231ZM239 188V189H238ZM13 189H14V191H13ZM44 189L45 190H47V192L46 191H44ZM63 189V190H64ZM243 189V191H241ZM247 189V190H246ZM10 190V191H9ZM33 190L35 191V192H33ZM65 190H67V191H65ZM64 191L67 193V194H69V191L70 190H72V188H70V190L68 191V189L66 188ZM190 190H191V193H192V191H193V193L192 194H190L189 192H190ZM214 189H213V191L211 192V193H213L214 191H215ZM230 191V193H231V195L228 193V191ZM6 191V192H5ZM7 191H8V193H7ZM13 191V192H12ZM27 191V190H26ZM114 191V190H113ZM117 191V190H116ZM115 191V192H116ZM233 191H234V193H233ZM239 191H241V194H240V192ZM14 193V195L13 196H11V194L10 193ZM21 192H22V194H21ZM37 192V193H36ZM49 192V193H48ZM54 192V193H53ZM108 193H113V192H111L110 190L109 191H107ZM114 192V195H113V197L115 196V193ZM166 193L167 194V192L168 191H163V193ZM179 192V193H178ZM221 192H222V194H221ZM236 192H237V194H236ZM47 193V194H46ZM64 194L63 196H67V194ZM107 193V194H108ZM163 193L161 192V195H163ZM164 193V194H165ZM184 193V194H183ZM199 193V194H198ZM233 193V194H232ZM3 194V195H2ZM19 194V195H18ZM35 194L37 195V197L35 196ZM45 194V195H44ZM111 194H109L110 196L109 197H111V198H113L112 197V195ZM195 194V195H194ZM11 196L12 198L13 197H15L14 199H11L12 201H9V205H8V201H6V200H4V199H2V198H6L7 196ZM20 195H22V196H20ZM26 195V196H25ZM32 197H34V198H32V200H31V196ZM39 195H40V197H39ZM137 195L136 194H134V196H136L137 197ZM192 195L195 197V200L194 199H191L190 200V198L192 197ZM201 195L203 196V197H201ZM212 195V194H211ZM235 195V196H234ZM18 196H20V197H18ZM23 196H25V197H23ZM45 196H46V198H45ZM177 196V197H178ZM191 196V197H190ZM18 197V198H17ZM22 197V198H21ZM108 197V198H109ZM193 197V198H194ZM229 197V199H227ZM235 197V198H234ZM7 198H10V197H7ZM24 198V199H23ZM54 198V199H53ZM188 198H189V200H188ZM200 198V199H199ZM205 198V199H204ZM234 199V200H230V199ZM28 200V202H24V201H27ZM49 199H51V197L50 198H48V201H50V204H52L51 203V200H49ZM114 199V202L116 203L117 201H115V200H118V198H117V195H116V198H113ZM179 199V198H178ZM204 199V200H203ZM31 200V201H30ZM100 200V199H99ZM199 200V201H198ZM228 200V201H227ZM55 201V200H54ZM119 202H121V201H123V200H118ZM142 201V200H141ZM153 201V200H152ZM225 201V202H224ZM6 202V205H8V207L4 204ZM24 202V203H23ZM56 202V201H55ZM55 202H53V204L55 203ZM101 202V201H100ZM113 202V200H111V203ZM130 202V201H129ZM195 202H197V204L198 205H196V203ZM30 203V204H29ZM49 203V202H48ZM27 204V205H26ZM67 204V203H66ZM64 204L63 205V207H62V210H61V208H60V214H62L63 212H64V214L66 215V207H68V208H71V207H73V204H72V206L71 207H69V206H67V205H69V204ZM71 204V203H70ZM100 203H98L97 204V202H96V208L98 209V205H99ZM117 204V203H116ZM184 204V205H185ZM193 204V206L191 207V205ZM195 204V205H194ZM201 204V205H200ZM213 204V205H212ZM217 204V205H216ZM221 204V205H220ZM228 204V205H227ZM232 205V206H229V205ZM245 204V205H244ZM7 207L6 209L4 208L5 206ZM24 205V206H23ZM162 205H164V204H162ZM185 205V206H186ZM200 205V206H199ZM203 205V209H201V206ZM217 206V207H215V206ZM226 206V207H224V206ZM64 206H65V208H64ZM120 205H118V207H119ZM183 206V205H182ZM210 206V207H209ZM214 206V207H213ZM219 206V207H218ZM188 207H190V212L188 211ZM194 207V208H193ZM212 207V208H211ZM229 207H230V209H229ZM17 208V209H16ZM27 208V209H28ZM63 208H64V210L65 211H63ZM67 208V209H68ZM92 208H93V206H92ZM179 208V209H178ZM187 209L186 210V212H185V210L184 209ZM192 208H193V210H192ZM224 208H225V210H224ZM178 209V210H177ZM184 210V212H182V210ZM201 209V210H200ZM208 209V210H207ZM214 209V210H213ZM215 209H216V211H215ZM218 209H219V212H218ZM228 209V210H227ZM53 210H55L56 212L55 213H53L54 214V216L55 215H57V216H59L60 214H59V212H58V214H57V210H56V208L55 209H53ZM93 210V209H92ZM91 210V211H92ZM124 210V209H123ZM128 210H131V211H128ZM203 210V211H202ZM213 212H212V211ZM224 210V211H223ZM230 210V211H229ZM221 211V212H220ZM72 212V213H71ZM70 212V210H69V214L67 213V215L69 216V215H73L74 214V212L73 211H71ZM78 212V211H77ZM95 212H97V213H95ZM94 213H95V215L96 214H100L101 215V213H99L98 211H95ZM110 212H113V214H114V216H117V214L120 216H118V218H114V216H112L113 214L112 213H110ZM134 212V213H133ZM193 212V213H192ZM207 212H208V214H207ZM212 212V213H211ZM17 213V212H16ZM18 213V214H19ZM71 213V214H70ZM94 213H92L93 215H94ZM127 215H126V214ZM184 213H185V215H184ZM186 213H187V215H188V217H187V215H186ZM202 213V214H201ZM219 213V214H218ZM259 213V214H258ZM77 213H76V211H75V215H76ZM197 214V215H196ZM199 214V215H198ZM218 214V215H217ZM260 214H263L262 215V217L260 216ZM15 214H12V216H14ZM49 215L52 217V218H54L55 220H56V218H57V216L56 217H54L53 215H52V212H50L49 213ZM63 215V214H62ZM67 215L65 216L66 217V219H67V221H69L68 219H69V217H67ZM71 215V216H72ZM97 215V216H98ZM196 215V216H195ZM224 215V216H223ZM29 216V217H28ZM28 216H26V217H28L29 219L28 220H25L26 221V224H24L23 225V227L20 229V230H18L17 231V235H20V237H19V239H17V240H15V244L13 245V246H11V242H8V243H4V241H5V239H6V237H8V236H6V237H2V239H0V246L2 245L3 246V249H2V251H1V249H0V264H57L58 263V260L57 261H55V260H53L52 259V257H51V254H50V252H49V254L47 253L46 254V252H47V250H48V240H49V235L47 234V233H45V234H40L39 232H37V230L36 229H34V228H36V227H33V226H35V224L38 222V223H40L41 222V220L40 219H38L37 220V222L36 223H33L32 221H31V219H30V216H33V215H31L30 213H28ZM49 216V217H50ZM182 216H185L183 219H181V217ZM194 218H193V217ZM217 216V217H216ZM11 217V216H10ZM17 217V216H16ZM15 217V218H16ZM48 217V219H50ZM64 216H62L61 218H63ZM64 217V218H65ZM73 217H75V219H78V218H76V216H72V219L70 218V220H73L74 218ZM99 217V216H98ZM187 217V218H186ZM220 217V218H219ZM252 217V218H251ZM258 217H260V218H262L261 220H260V218H258ZM51 218V219H52ZM26 219V218H25ZM53 219V220H54ZM102 219V220H101ZM117 219L119 220L118 221V223H117ZM193 220V222H192V220ZM197 219V220H196ZM58 220V219H57ZM79 220V219H78ZM81 220V219H80ZM78 221V222H80L81 223V221ZM93 220H94V222H93ZM172 220V221H171ZM185 222H184V221ZM190 221L191 222V224L193 225V226H191V234L188 236V237H186V235L183 237L182 236V232L180 233L179 231H181V230H185V223L187 222V221ZM196 220V221H195ZM255 220V221H254ZM259 220V221H258ZM3 221V222H2ZM64 221H66V220H64ZM75 221H77V220H75ZM74 221V222H75ZM100 221V222H99ZM122 221V222H123ZM6 222V221H5ZM104 222V223H103ZM165 222V221H164ZM51 223H52V220H51ZM182 223H184V224H182ZM54 223H52V225H53ZM77 224V222H75V225ZM120 224H122L121 222H120ZM188 224V223H187ZM52 225H50V226H52ZM73 226V228L72 229H74V227H76V226ZM94 225H92V226H94ZM110 225V226H109ZM155 225V226H154ZM184 225V226H183ZM48 226H49V224L47 223V228H48ZM49 226V227H50ZM54 227H55V225H53ZM52 226V228L50 227L49 229H52L53 230V227ZM80 226H81V224L79 225V226H77L76 228L78 229V227L80 228ZM107 226L109 227L108 229H107ZM179 226V227H178ZM188 227L190 226V225H187ZM261 226V227H260ZM263 226V227H262ZM82 227V226H81ZM98 227V226H97ZM102 227V228H101ZM198 227V228H197ZM57 228H59V227H57ZM61 228V227H60ZM75 228V229H76ZM49 229H47V231H49ZM56 229V228H55ZM54 229V230H55ZM77 229H76V231H74V230H71V231H73V233L75 232V233H77L78 231H80V234H81V232H84L82 229H83V227H82V229L80 228V230L78 229V231H77ZM165 230V231H162V230ZM178 229V230H177ZM45 230H46V227H45ZM53 230V231H54ZM82 230V231H81ZM109 230V231H108ZM190 230V229H189ZM219 230V231H218ZM4 231V230H3ZM44 231V230H43ZM70 231V232H71ZM167 231V232H166ZM214 231V232H213ZM218 233H217V232ZM4 232H6V231H4ZM50 233H51V231H49ZM48 232V233H49ZM70 232L68 233L71 237H72V232H71V234H70ZM105 232L107 233L106 235L107 236H104L105 235ZM108 232H110L109 234H108ZM111 232H112V235H111ZM136 232V233H135ZM189 231H187V232H185V233H188ZM194 234H193V233ZM196 232V233H195ZM213 232V233H212ZM73 234V237L76 239V236H77V238H79V239H81V237L82 238H84L83 239V241H79L78 239H76L75 241H76V244L74 245V247L78 244V246H82V245H84L83 244V242L84 241H86V238L85 237H87V243L89 242L88 241V237H89V235L88 234H86L85 232L84 233H82L81 235L80 234ZM79 233V232H78ZM101 233H103V234H101ZM113 233L115 234V235H113ZM127 233V234H126ZM177 234V236H175L176 234ZM179 233H180V235H179ZM67 234V235H68ZM86 234V235H85ZM200 234V235H199ZM66 235V236H67ZM75 235V236H74ZM81 237H80V236ZM84 235H85V237H84ZM88 235V236H87ZM172 235H174L173 237H172ZM191 235H193V239L195 240V242H196V245L201 249V250H204V252L205 251H209L210 250V254H207V256H205V257H203V256H199L198 254H196V253H193V252H186L185 253V259H179L178 260V258H176L175 259V257L174 256H172V255H174L175 253H171V255L168 257V258H164L163 259V256H164V254H165V252H167L169 249H174L175 248V251L176 252H179V250H182L183 251V249L181 248V246L182 245H184L185 243L187 244V242L189 241V240H191ZM199 235V236H198ZM216 235H218V236H216ZM70 236H67L68 237V239H69V237ZM119 236H121V237H119ZM128 236V237H127ZM198 237V238H194V237ZM246 236H248V237H246ZM48 237V238H47ZM70 237V238H71ZM108 237V238H107ZM111 237H114V240H113V238H111ZM142 237V236H141ZM183 237V238H182ZM9 238V237H8ZM64 238H65V236H64ZM64 238L62 237V238H59L60 240L61 239H63L64 240ZM74 238H73V240H74ZM90 238V237H89ZM111 238V239H110ZM161 238V237H160ZM159 238V239H160ZM176 238V239H175ZM182 238V239H181ZM185 238L187 239V240H185ZM200 238V239H199ZM214 238V239H213ZM66 239V238H65ZM109 239V240H108ZM125 239V240H124ZM173 239V240H172ZM211 239L213 240V241H211ZM243 239V240H242ZM56 240H58V238L57 239H55V241ZM63 240H61L63 243L65 242V240L63 241ZM67 240V239H66ZM78 240V241H77ZM110 240H111V242H110ZM140 240H144V238H141ZM183 240H184V242H183ZM245 240V241H244ZM2 241V242H1ZM54 241V240H53ZM71 241H72V238H71V240H70V243H71ZM75 241H73V243L75 242ZM129 241V242H128ZM57 242H59V240L58 241H56V243ZM62 242H60V243H62ZM68 242V244L70 245V243H69V240L67 241ZM67 242H65L64 244H67ZM78 242V243H77ZM86 242H84L85 244H86ZM99 241H98V243H100ZM105 242V243H104ZM106 242H108V243H106ZM111 244H110V243ZM122 242V243H123ZM52 243H55V242H52ZM60 243H59V245H60ZM101 243H100V245H101ZM177 243V244H176ZM180 245H179V244ZM208 243V244H207ZM23 244V245H22ZM72 244V243H71ZM80 244V245H79ZM175 244V245H174ZM206 244V245H205ZM53 245V247L55 248L56 246V248L57 249H59V247H61V246H63L64 247V245H60L59 247H58V245H56V244H52ZM54 245H56V246H54ZM237 245V246H236ZM2 246H1V248H2ZM66 246V245H65ZM68 246V245H67ZM78 246H76L75 248H77ZM170 246H173L172 248H170ZM178 246V247H177ZM208 247V248H207ZM62 248V247H61ZM145 249L146 251H142V250H140V249ZM12 249V250H11ZM167 249V250H166ZM6 250V251H5ZM114 250H115V252H114ZM5 253H4V252ZM8 251V252H7ZM54 251H56L55 249H54ZM212 251V252H211ZM3 252V253H2ZM248 252V253H247ZM60 253V252H59ZM103 253V252H102ZM225 254V255H224ZM96 255H98V256H96ZM101 255V254H100ZM250 255V256H249ZM94 256L96 257V260H95V258H94ZM108 257H109V259H108ZM98 258H103V260L102 259H99V260H97ZM122 258V259H121ZM126 258V259H125ZM212 258V259H211ZM112 259V260H111ZM136 259V260H135ZM141 259H144V262H142L143 260H141ZM146 259V260H145ZM102 260V261H101ZM132 260V261H131ZM160 260V261H159ZM168 260V261H167ZM93 261H96V263L95 262H93ZM101 261V262H100ZM108 261V262H107ZM148 261V262H147ZM110 262V263H109ZM129 262V263H128ZM132 262V263H131ZM60 263V262H59ZM61 264V263H60ZM63 264V263H62ZM65 264V263H64ZM73 264H77V263H73ZM78 264H80V263H78Z\"/></svg>", "mask_w": 264, "mask_h": 264}, {"label": "bare ground", "instance_id": "6f19581e", "mask_svg": "<svg viewBox=\"0 0 264 264\" xmlns=\"http://www.w3.org/2000/svg\"><path fill=\"white\" fill-rule=\"evenodd\" d=\"M28 1V0H27ZM26 0L24 1V2H26V3H30L31 5H36L35 4V2H33V0L32 1H30V2H27ZM37 1V0H36ZM41 1V0H40ZM48 1V0H47ZM70 1V0H69ZM79 1V0H78ZM81 1V0H80ZM83 1V0H82ZM81 1V2H82ZM85 1V0H84ZM95 1V4H96V6H94V5H92L91 3V5L90 6H94V8L96 7L97 9H98V11H94L95 13H94V15H91V12H88V10L89 9H86V10H82V11H79L78 13H76V14H73L72 16H71V14H69L70 16H71V23H75V25H80L81 26V29H82V32H83V35L81 36V37H79L80 39H78V42L79 43H81L82 42V44L84 45L86 42L84 41L85 40V38L87 37V36H89L90 34H92L93 32H95V31H103V30H107V27L109 26V25H111V26H109L110 27V29L109 30H113L115 27L117 28L118 27V25H119V22H120V20L122 19V20H124L125 19V17H129V18H131V21L133 20V16H132V14H133V12H132V10L133 9H135V8H137V3H135V0H126L125 1V4H126V11H125V13L126 14H124V10H123V6L125 5V4H121L119 1H116V0H94ZM94 1H93V3H94ZM123 1V0H122ZM165 1H170L171 2V0H165ZM193 1H196V2H198L197 0H185V3H186V6L185 7H183L182 9H177V6L178 5H176V6H174V7H176L175 9H172V8H170V9H172V10H170V11H163V10H161L159 7H154L153 6V4H150V5H147V6H145V10H148L147 12H148V14H147V16L145 17V18H150V17H153L154 15H155V18H151L149 21H147V20H143V22H142V26H143V24H145L146 23V27H145V29H141V31L139 32L140 33V35H142V37H145V39L141 42V44L139 45V50L138 51H134V52H131L130 51V48H127V54H125L124 55V57H126V60L127 61H125V58L124 57H121L122 55H123V53H122V49H123V44L125 43V38H126V36H123V37H119V36H117V38H112V39H110L111 41L112 40H114V39H116V43H115V47H116V50H111L110 51V49H109V51H108V49L106 50H104V49H98V54L96 55V56H91V57H85V52H84V48H82L80 45V47H77V45H78V43H77V45H76V43H74L75 45H76V47L75 48H73L71 45H69V46H67L68 44H64V42L65 41H63L62 43L64 44H62L63 46H61L60 48V50L58 51V50H52V49H50V50H52V52H50V51H48V53L49 54H45L44 56H45V66L44 67H42L43 69L40 71L39 69H40V67H41V65H40V61L39 60H41L42 61V59H40L42 56L41 55H37V56H40L39 58H37V59H39L38 60V65H40L38 68L37 67H35L34 65H33V67H35V68H37L36 70L38 71H40V73H37V75L35 76V77H32V76H30L31 78L30 79H34V82L35 83H37L38 84V86H39V88H38V92H34L33 94L31 93H29L28 94V96H34V97H40V96H43L44 94H46L47 92H48V96H49V93H51V94H53V89L55 88V87H58V90H59V85L61 84L62 85V88H60V90L61 89H63L64 91H62V92H66V90H74L75 91V95L78 97V98H82V96H84L85 94H87V93H90V92H96L97 90H101V91H103L104 93H106L107 92V96H106V98L107 99H105V100H103L100 104L101 105H103V104H106V102H109V104H110V107H114V110H111L110 109V107H109V109L107 110V111H105V112H103L102 114H101V117L103 118L104 116L103 115H107L108 114V112L109 111H112L113 113H114V117H115V119H118V121H119V119H121V121H122V119H123V122H122V124H120L121 126H119L118 128H117V126H116V129L114 130V131H116L117 132V135L114 133V135L113 134H111L112 132H114L113 130H112V132H108L109 133V135L108 136H110L109 138H111V141L108 139V141H110V142H107L106 143V145L108 146L109 145V147H112V148H114V151H115V147L117 146V145H119V139L118 140H116V136H118V133L120 134L119 136L121 137V135H125L126 136V142L127 141H131L129 138H133V140L136 138V135H138L139 134V136L142 134L141 132H140V130H138L137 128L139 127V126H143L144 128H145V132H146V140H145V145H146V147L147 148H150V149H153L154 147H157L158 146V144H159V140H156L155 138H151V137H149L151 134L153 135V134H155V135H160L161 137H162V140H161V142H164V144H165V147H166V149H168L169 150V147H172L173 148V150H176L177 152H180V153H187L189 150V148H191V147H193L194 145H199L200 143H202V145L204 144V142H210L211 141V139H212V137H211V134H210V136H209V138H208V136H206V134L207 133H210V132H216V131H219L220 129H222L223 127L224 128H227V130H229V132H227L226 133V135H225V137H233V139L235 138L236 139V136H240V134H247V133H249V135H251L250 133L251 132H248L247 130H245V132H241V133H234L233 131H234V129H235V126L234 125H232V124H229V119L227 118V114H223L222 113V111H220L222 114L219 116V121H217V122H219V123H217L216 122V120L217 119H214V117L212 116V115H210V108H209V104H207V105H205L204 103L203 104H199V103H195V102H190L191 100L187 97V96H185V94L186 93H180V94H178V92L176 93L175 91V93H173L172 94V91H171V89H170V93H171V95L169 96V94H168V96L166 95V96H161V94L160 95H158L155 99H154V97H153V95L154 96H156L157 94L156 93H159L160 91H159V89H161L162 87H161V85H165V86H169V84L171 85L172 83H174V82H176V84L177 85H181V84H193L194 82L196 83L197 82V80L196 79H198V78H196V77H191V78H179V73L181 72V69H183L184 67L181 65H179V64H173V63H171L170 61L172 60V55H174V53H173V50H171V49H169V52H168V54H166V57H164L163 59H162V61H161V63H159L157 60H158V55L160 54V53H162L163 51H164V49L166 48V46H164L165 45V40H167V39H171V37L173 38H175V40L174 41H176V47L179 49V50H181V52H182V54H183V52H184V55L186 54V62L188 61V59L189 58H191L192 57V55L194 56V55H199V54H204V57H205V60H204V62L202 63L203 65H205V66H207V67H209V70H213V72H211L208 76H207V80H210L211 81V84H215V83H220V82H226V83H231V84H234V85H239V84H241V78L243 77L242 75H245V73H246V71H247V68L249 67L248 66V64L249 63H247V61H245V60H243L242 58H241V56H245V54L251 49V47L252 46H254V45H257V44H259V42H262V41H264V36L262 35V34H260V31H262V32H264V14H261L262 12H263V10H264V0H249L250 2L249 3H246V6H245V9H244V12L245 13H243V14H241V12L243 11L242 9H241V7H240V5H238V3L237 2H235V0H218V1H215V2H211L210 0H208V1H205V2H202V3H200L199 5H195V4H191V3H193ZM200 1H204V0H199V2ZM220 1V2H219ZM245 1V0H244ZM247 1V0H246ZM3 2V1H2ZM42 2H44L43 0H42ZM90 2V1H89ZM177 2V1H176ZM175 2V3H176ZM5 3H6V1H5ZM4 3V4H5ZM76 3V2H75ZM85 2H83L82 4H84ZM87 3H88V1H87ZM184 3V2H183ZM0 4L1 5H3V3H1L0 2ZM9 4V3H8ZM64 4V3H63ZM71 4V3H70ZM78 4V3H77ZM6 5V4H5ZM68 5H69V3H68ZM67 4H66V6H68ZM75 5V4H74ZM80 6H82L81 4H79ZM87 5V4H86ZM172 4H170L169 3V6H171ZM73 5H71V7H72ZM78 6V5H77ZM169 6H167V7H169ZM173 6V5H172ZM171 6V7H172ZM184 6V5H183ZM1 7V6H0ZM70 7V6H69ZM86 7V6H85ZM123 7V8H122ZM12 8V7H11ZM17 8V7H16ZM163 8V7H162ZM15 9V8H14ZM18 10H19V8H17ZM17 9H15L14 10V12H16V10ZM75 9V8H74ZM149 9H150V11H149ZM151 9H156L155 11H153V10H151ZM253 9H257L258 10V13L260 14V15H258V18L257 19H254L253 21L255 22L254 23V26L253 27H250V24L252 25L253 24V21H252V18H251V16H249V15H247L246 14V12H248L249 10H253ZM8 11H9V9H7ZM12 10H13V8H12ZM56 11V12H55ZM57 11L58 10H55V9H53L52 10V12H50L51 13V16L55 13H57ZM92 11V10H91ZM12 12V11H11ZM11 12H9L8 14H12ZM1 13V12H0ZM64 13V12H63ZM7 14V15H8ZM16 14V13H15ZM14 13L12 14L13 16L15 15ZM55 14L52 16V19H53V17L55 16ZM66 14V13H65ZM246 14V15H245ZM1 15V17H2V15H5V14H0ZM17 15V14H16ZM15 15V21H16V16ZM45 15H47V13L45 14ZM44 15V16H45ZM57 15V14H56ZM60 15H61V13H60ZM59 15V16H60ZM69 15H67V16H69ZM82 15V16H81ZM243 15H245V16H243ZM48 16H49V13H48ZM58 16V15H57ZM58 16V17H59ZM78 16H81L80 18H78ZM166 16H169V17H172V18H174L175 20H180L179 21V23H177V24H174V25H170V26H164L163 27V25L162 24H164L163 22H165V20H164V18L166 17ZM260 16V17H259ZM47 17V16H46ZM60 17H62L61 19H60V21L61 22H64L63 23V25L65 24H68L69 23V20H70V18L68 17V19L65 17V16H60ZM65 17V20L67 21H65V20H63V18ZM4 18H6V17H4ZM3 18V19H4ZM9 18H12L11 16L9 17ZM38 18V17H37ZM42 18V17H41ZM41 18L39 17L38 19H36L37 21H39V22H37L38 23V25H40L39 23H40V20H41ZM49 18H51V17H49ZM87 18H89V19H87ZM43 19H47L48 20V18H42V20H41V23L42 22H44V20ZM55 19V18H54ZM53 19V20H54ZM57 19V18H56ZM85 19H87L88 21L87 22H85ZM250 19H251V22H250ZM6 20V19H5ZM7 20H10V19H7ZM2 21V24H3V22H9L10 24H11V22L10 21ZM12 20H14V19H12ZM35 20V21H36ZM50 20V19H49ZM52 20V21H53ZM58 20H59V18H58ZM58 20L57 21H55L54 20V22L55 23H57L58 22ZM114 20H116V21H118V23H115V21ZM127 20V19H126ZM51 21V22H52ZM59 21V22H60ZM125 21V20H124ZM129 21V20H128ZM13 22V21H12ZM51 22H49L47 25H48V27L47 26H44L47 22L45 21V24L43 23L42 24V26L41 27H39V26H37L38 28H45V27H47V29H50V26L49 25H52V23ZM53 22V25L55 24ZM60 22V23H61ZM145 22V23H144ZM1 23V22H0ZM14 23V22H13ZM16 23V22H15ZM51 23V24H50ZM59 23V24H60ZM77 23H79V24H77ZM129 23V22H128ZM17 24V23H16ZM16 24H11L12 26H7V24H6V26H5V24H3V26H4V28L5 29H3V31H0V36H2V38L5 36V33L8 31L9 33H13V30H15L14 29V25H16ZM70 24V23H69ZM260 24V25H259ZM1 25V24H0ZM22 25V24H21ZM21 25H19L20 27H22ZM24 25V24H23ZM26 25V24H25ZM36 24H34V26H35ZM52 25V27H54ZM72 25V24H71ZM94 25V30H91V29H89L91 26H93ZM112 25H115V26H112ZM129 25V24H128ZM131 25H132V22H131ZM2 26V25H1ZM17 26V25H16ZM29 26H31V25H29ZM29 26L27 27L26 26V30L28 31V28H29ZM57 25H55V27H56ZM61 25H59L58 27H60ZM120 26V25H119ZM122 26H123V24H122ZM125 26H126V24H125ZM141 26V27H142ZM18 27V26H17ZM20 27H19V29H20ZM32 27H33V24H32ZM32 27H30L31 29H32ZM37 27H34V29L36 28L37 29ZM51 27V28H52ZM55 27L54 28H52L53 30L55 29ZM57 27V28H58ZM66 27V26H65ZM108 27V28H109ZM172 27H177L179 30H174V31H171L170 32V30H171V28ZM238 27H240V28H238ZM259 27H261V29L259 28ZM24 28V27H23ZM22 28V29H23ZM62 27H60V30L62 31L61 32V35H63V34H65V33H63V30H64V28L63 29H61ZM67 28V27H66ZM71 28V27H70ZM126 28V27H125ZM259 28V29H258ZM0 29H2L1 27H0ZM22 29H20V30H22ZM36 29L34 30L35 31V34L37 33V31H39L38 29H37V31H36ZM46 29V28H45ZM238 29V30H237ZM25 30V29H24ZM57 30V32L59 31L58 29H56ZM66 30H68V29H66ZM108 30V31H109ZM115 30H117V29H115ZM260 30V31H259ZM16 31L17 30H15L14 32H15V34H17L16 33ZM26 31V32H27ZM32 31L33 30H31L30 32H31V34H33L34 33V31H33V33H32ZM41 31V32H40ZM39 31V35L37 34V36L38 37H42V35L40 34V33H42V29ZM43 31H44V29H43ZM49 31V30H48ZM50 31L51 32H49V33H52V30L50 29ZM71 31V30H70ZM69 31V32H70ZM179 31H180V33H181V35L180 36H178V33H179ZM235 31H237V32H239V33H241L240 35V37H238V38H236V36H238V35H235V38L233 39V38H231V39H227L228 37H230L233 33H235ZM18 32V31H17ZM25 32V31H24ZM29 32V33H30ZM56 32V31H55ZM55 32H54V34H55ZM56 32V33H57ZM121 32V31H120ZM170 32V33H169ZM236 32V33H237ZM255 32H258V34L257 35H251V34H253V33H255ZM18 33H21V31H19ZM60 33V32H59ZM58 33V34H59ZM114 33V32H113ZM117 33H118V30H117ZM14 34V35H15ZM25 34H27V33H24V35ZM43 34V33H42ZM112 34V33H111ZM13 35V34H12ZM21 35V34H20ZM19 35V37L20 38H22V41L25 39V37H22V36H20ZM22 35H23V33H22ZM29 35V34H28ZM44 35L46 36V34H43V38L45 39V40H42L41 39V42H39L40 41V38H39V40L37 41V42H39V43H37L36 42V40L38 39L37 37H36V35H32V36H34V38L32 39V40H35L34 42L35 43H33L32 42V40H31V38L32 37H29L28 36V38H30V39H28L27 41H25V43H24V45L26 44V42H28L29 44H30V42H31V45H32V47L35 49V50H37V51H40V52H42V50H44L45 48H46V46L48 45V43L46 44L44 41H46V38H47V36L46 37H44ZM52 35V34H51ZM72 35V34H71ZM126 35V34H125ZM128 35V34H127ZM171 35H173V36H171ZM16 36V35H15ZM15 36H13V37H15ZM26 36V35H25ZM31 36V35H30ZM52 36H54V35H52ZM67 35H64V37H66ZM74 36V35H73ZM48 37H50V36H48ZM56 37H57V34H56ZM63 37V36H62ZM68 37V36H67ZM75 37V36H74ZM115 37V36H114ZM1 38V37H0ZM1 38V39H2ZM16 38H18V36L16 37ZM20 38H19V40H20ZM50 38H52V37H50ZM49 38V39H50ZM58 38V37H57ZM56 38V40H58ZM72 38V37H71ZM106 38V37H105ZM26 39H27V37H26ZM59 39H61V38H59ZM107 39V38H106ZM141 39H143V38H141ZM16 40V42H17V39H15ZM29 40H30V42H29ZM52 40H55V39H51V41ZM55 40V41H56ZM62 40V39H61ZM65 40H67L68 41V39H66L65 38ZM73 41H75L74 39H72ZM72 40H71V42H72ZM13 41H14V39H13ZM43 41V42H42ZM48 41V40H47ZM84 41V42H83ZM109 41V40H108ZM21 41H19V43H20ZM24 42V41H23ZM23 42H22V45H23ZM49 42V41H48ZM18 43V42H17ZM18 43V44H19ZM28 43H27V45H28ZM33 43V44H32ZM49 43H51V42H49ZM53 43V42H52ZM51 43V44H52ZM58 43V42H57ZM61 43V42H60ZM68 43H70V40L68 41ZM71 44V43H70ZM27 45H25V47L23 46V48H26V46ZM31 45H30V47H31ZM53 45H54V43H53ZM52 45V46H53ZM56 45V44H55ZM73 45V44H72ZM86 45V44H85ZM20 46H21V44H20ZM19 45H18V47L19 48H16V51L17 52H20L19 54H17L15 57L14 56H12V57H10V59L9 58H6V62H5V64H6V66L5 67H10V68H14V71L12 72L14 75H15V73L18 71V68H20V66H21V64H22V62L26 59V60H28V52L25 50V49H23V50H21V47H20ZM51 46V47H52ZM114 46H112V48H114ZM138 46V45H137ZM137 46H135V47H137ZM29 47V46H28ZM27 47V48H28ZM48 47V46H47ZM54 47V46H53ZM141 47H144V48H148L147 50V52H143V51H141ZM263 47V46H262ZM55 48V47H54ZM110 48V47H109ZM32 49V48H31ZM115 49V48H114ZM175 49V48H174ZM7 50V49H6ZM47 50V49H46ZM176 50V49H175ZM167 51V50H166ZM175 52V51H174ZM177 52V51H176ZM188 54H187V53ZM191 52V56L189 55V53ZM1 53V52H0ZM35 53V52H34ZM173 53V54H172ZM179 53L180 52H178V55H179ZM38 54V53H37ZM41 54V53H40ZM172 54V55H171ZM223 54H232L235 58H233L232 57V59L230 60V61H228V62H224V64H222V62L221 63H219V62H216V60H218V58L221 56V55H223ZM7 55V54H6ZM31 55H32V53H31ZM43 55V54H42ZM90 55V54H89ZM248 55V54H247ZM4 56V54H3V52H2V57ZM176 57H177V55H175ZM181 56V55H180ZM179 56V57H180ZM257 56V57H256ZM1 57V56H0ZM106 57H108L112 62H116L117 64H119V69H121V70H123L125 67H131V69L134 71V72H138V73H140V74H146L145 76L144 75H139L138 77L140 78V85L137 87L136 86V84H137V82H135V84L133 83V85H134V87L136 86V88H134V90H132V91H130V90H128V89H126V87H125V85H126V83L128 82V79H126L124 82H121L122 81V74H120V75H118V73L120 72H112V71H110V70H108L106 67H105V65H104V63H103V60H102V58H106ZM44 58V57H43ZM253 58H255V59H257V60H261V59H263L264 58V53L263 52H261V53H258V54H256V55H254L253 56ZM252 58V59H253ZM33 59H35V58H33ZM179 60V59H178ZM249 60V59H248ZM254 60V59H253ZM29 61V60H28ZM170 62V63H169ZM182 62V61H181ZM250 62V61H249ZM24 63V62H23ZM25 63H27V62H25ZM35 63V62H34ZM34 63H32V64H34ZM43 63H44V61H43ZM43 63H41V64H43ZM32 64H31V66H32ZM106 64V63H105ZM112 64V63H111ZM126 64V66L123 68V66ZM173 64V65H172ZM24 64H22V66H23ZM37 65V66H38ZM186 65H189L190 66V64H185L184 66H186ZM21 66V67H22ZM30 66V65H29ZM23 69H24V67H22ZM26 68H27V66H26ZM31 68V67H30ZM34 68V69H35ZM189 68H192V67H189ZM25 70V69H24ZM29 70H32V69H29ZM208 70V71H209ZM237 71V72H236ZM22 72H24V71H22ZM30 72V71H29ZM209 73V72H208ZM22 74H25V73H22ZM21 74V75H22ZM27 74V73H26ZM26 74L24 75V76H26ZM32 74V73H31ZM18 73L15 75V77H10V78H13L12 80H13V84H16V80H17V77H18ZM23 76V75H22ZM24 76L22 77V78H24ZM168 76H169V78H168ZM189 76V75H188ZM192 76V75H191ZM26 77H28V74H27V76ZM26 77L23 79V81L26 79ZM174 77V78H173ZM173 78V79H172ZM179 78V79H178ZM28 79H29V77H28ZM29 79V81H32V80H30ZM108 79H110L111 80V83H108ZM61 80L62 81H64V85L61 83ZM114 82H113V81ZM22 81V80H21ZM23 81H22V84H23ZM26 81V80H25ZM24 81V82H25ZM95 81V82H94ZM149 81V82H148ZM147 84H146V83ZM27 83H29L30 85H31V83L30 82H27ZM95 83H97V84H95ZM205 83V82H204ZM161 84V85H160ZM198 84V83H197ZM33 85V84H32ZM31 85V86H32ZM36 85V84H35ZM35 85H33V89H34V86ZM56 85V86H55ZM98 85V86H97ZM202 85H204V84H202ZM206 85V84H205ZM23 87H26V86H24V85H22ZM200 86V85H199ZM209 86V85H208ZM212 86V85H211ZM215 86V85H214ZM221 86V85H220ZM29 87V86H28ZM27 87V88H28ZM37 87V85L35 86V88ZM205 87V86H204ZM210 87V86H209ZM234 87V86H233ZM30 89H32L31 87H30ZM29 89V90H30ZM32 89V90H33ZM163 89V88H162ZM194 89V88H193ZM197 89V88H196ZM199 89V88H198ZM208 89V88H207ZM206 89V90H207ZM214 89V88H213ZM217 89L218 88H216V91H217ZM15 90H16V88H15ZM20 90V89H19ZM23 90V89H22ZM35 90V89H34ZM55 90H57V89H55ZM174 90V89H173ZM176 90V89H175ZM178 90V89H177ZM205 90V89H204ZM204 90H199V91H195V92H200L201 93V91H203L204 92ZM205 90V92H207ZM208 90H210V89H208ZM220 89H218V91H219ZM221 90H223L222 88H221ZM225 90H227V89H225ZM229 91H230V89H228ZM18 91V90H17ZM163 91H167V90H164L163 89ZM233 90H231V92H232ZM13 92V94H14V91H12ZM20 92V91H19ZM18 92V93H19ZM24 92H25V90H24ZM30 92H32L31 90H30ZM102 92V93H103ZM168 92V91H167ZM54 93H56V92H54ZM70 93V92H69ZM68 93V94H69ZM97 93V92H96ZM162 93V92H161ZM9 94V93H8ZM11 94V93H10ZM15 94H17V92L15 93ZM20 94H21V92H20ZM23 94H26V96H27V93H23ZM50 94V95H51ZM70 94H72V96H73V93H70ZM110 94H112L113 96H114V99H111V97H110ZM116 94H119L120 95V98L118 97V96H116ZM198 94V93H197ZM226 94V93H225ZM7 95V94H6ZM60 95V94H59ZM95 95V94H94ZM187 95V94H186ZM221 95V94H220ZM2 96V95H1ZM3 96H4V94H3ZM9 96H11V95H9ZM20 95H18L17 97H19ZM47 96V97H48ZM52 96V95H51ZM58 96V95H57ZM71 95H69L68 96V98L69 97H72ZM91 96V95H90ZM98 96V95H97ZM189 96V95H188ZM17 97H16V95H14V98H15V101H16V99H17ZM24 97V96H23ZM22 97V98H23ZM55 97V96H54ZM54 97H52V98H54ZM101 97V96H100ZM129 98L130 99V101L127 103V102H125L126 104H125V109L126 108H130V106H135L136 104H142L143 105V109H142V112H140V114L138 115V117H139V119H141V118H143L142 119V121H141V123H137V120H136V114H135V112H134V114H133V117H130L129 118V116L126 118H123V116H118L117 117V114H122L123 115V113L121 112V110L119 109V107H122L121 109H123V104H121V106H120V103H121V101L123 100V98ZM151 97L153 98V99H151ZM21 98V97H20ZM26 98V97H25ZM59 98H60V96H59ZM67 98V99H68ZM74 98V97H73ZM76 98V97H75ZM191 98V97H190ZM193 98V97H192ZM219 98V97H218ZM5 99V98H4ZM3 99V100H4ZM24 99V98H23ZM66 99V100H67ZM70 99V98H69ZM128 99V100H129ZM197 99V98H196ZM14 100V99H13ZM13 100H12V102H11V106L13 105L12 103H14L13 102ZM21 100V99H20ZM19 100V101H20ZM35 100V99H34ZM55 100V99H54ZM58 100V99H57ZM71 100H73L72 98H71ZM8 101H9V99H8ZM10 101H11V99H10ZM18 101V100H17ZM16 101V102H17ZM47 101H48V99H47ZM202 101V100H201ZM15 102V103H16ZM57 102V101H56ZM60 102V101H59ZM61 102H64V101H61ZM70 103H71V101H69ZM18 103V102H17ZM51 103V102H50ZM49 103V104H50ZM54 103V102H53ZM70 103H68V104H70ZM98 103V102H97ZM184 103L186 104V105H184ZM190 103H192V104H190ZM1 104H2V102H1ZM62 104H64V103H62ZM67 104V105H68ZM7 105V104H6ZM15 105V104H14ZM13 105V106H14ZM66 105V104H65ZM1 106V105H0ZM10 106V105H9ZM8 107V108H12V107ZM19 106V105H18ZM39 106H40V104H39ZM38 106V107H39ZM71 105H69V107H70ZM213 106V105H212ZM2 107V106H1ZM17 107V106H16ZM42 107V106H41ZM63 107V106H62ZM68 107V108H69ZM73 105L71 106V109L69 108H67L69 111L70 110H73ZM149 107H153V108H155V109H152L153 111H149ZM6 108V107H5ZM8 108H6V111H7V113L9 114V112L10 111H8ZM135 108H136V106H135ZM213 108V107H212ZM15 109V108H14ZM13 109V110H14ZM23 110H24V108H22ZM32 109V108H31ZM31 109H29L30 111H32L31 113H35V114H38L40 117L38 118L39 119V121L41 122V127H38V129H39V131L40 130H46V132H47V129H50V128H52V127H54V125L55 126H57L55 123H52V122H50L48 119H46V117H44V114L43 113H39V112H37V111H35V110H31ZM64 109V108H63ZM139 109H140V107H139ZM164 109L166 110V111H164ZM218 109V108H217ZM216 109V110H217ZM245 109V107H243V112L245 111L244 110ZM247 109V108H246ZM10 110H12V109H10ZM45 110H48V109H45ZM68 110H66V111H68ZM116 110V111H115ZM118 110V111H117ZM124 110V109H123ZM254 109H252V112H251V110L250 109H247L246 111H245V113H246V115H249L250 114V112H251V114H255V115H252V116H254V117H259L258 116V112L257 111H253ZM258 110V109H257ZM68 111V112H69ZM130 111H132L131 109H129V112ZM212 111V110H211ZM0 112H2V111H0ZM16 112V111H15ZM27 112V111H26ZM71 112V111H70ZM128 112V113H129ZM138 112V111H137ZM213 112H215V109L213 110ZM213 112H211V113H213ZM218 112V111H217ZM263 112V111H262ZM6 113V112H5ZM6 113V115L8 116V114ZM30 113V112H29ZM28 113V114H29ZM49 114H50V112H48ZM227 113V112H226ZM264 113V112H263ZM2 114V113H1ZM12 114V113H11ZM11 114H9V115H11ZM214 114V116L216 115L215 113H213ZM260 114V113H259ZM3 115V114H2ZM5 115V116H6ZM52 115V114H51ZM55 115H57V114H55ZM54 115V116H55ZM63 115V114H62ZM4 116V117H5ZM6 116V117H7ZM14 116V115H13ZM23 116V115H22ZM53 116V117H54ZM65 116H67V115H65ZM218 116V115H217ZM9 117V116H8ZM12 117V116H11ZM17 117V116H16ZM1 118H2V116H1ZM23 118H24V116H23ZM22 118V119H23ZM57 118H59L58 116H57ZM63 118V117H62ZM6 119V118H5ZM11 119V118H10ZM64 119V118H63ZM242 119V118H241ZM257 119V118H256ZM1 120H3V119H1ZM97 120V119H96ZM258 120V119H257ZM100 119H98L97 121H95L94 120V122L93 123H90V124H88V126L87 127H89V133H91L92 135H93V131H97V132H99L100 130L97 128V127H100L101 126V124H100ZM1 122V121H0ZM53 122H55V121H53ZM62 122V121H61ZM139 122V121H138ZM256 122H258V121H256ZM1 123H3V122H1ZM9 123H10V121H9ZM11 123H12V120H11ZM3 124H5V123H3ZM66 124V123H65ZM116 124V123H115ZM253 124V123H252ZM254 124H256V123H254ZM12 125H14V124H12ZM11 125V126H12ZM61 125H62V123H61ZM67 125V124H66ZM118 125V124H117ZM240 125V124H239ZM0 126H3V125H0ZM7 125H5V127H6ZM17 126V125H16ZM15 126V127H16ZM59 127H60V125H58ZM68 126V125H67ZM138 126V127H137ZM237 126V125H236ZM262 126L264 127V123L262 124ZM21 127V126H20ZM23 127V126H22ZM103 127V126H102ZM238 127H240V126H238ZM3 128V127H2ZM1 128V129H2ZM10 128V127H9ZM11 128H13V127H11ZM19 128V127H18ZM101 128V127H100ZM0 129V135H3V130H5V129H3V130H1ZM56 129H58V128H56ZM107 128H105V130H106ZM140 129V128H139ZM19 130V129H18ZM17 130V127H16V131H18ZM60 130V129H59ZM67 130V129H66ZM99 130V131H98ZM102 130L104 131V128H102ZM109 130V129H108ZM251 130V129H250ZM249 130V131H250ZM15 131V132H16ZM55 131H57V130H55ZM55 131H54V133H55ZM224 131V130H223ZM235 131H236V129H235ZM13 132V131H12ZM25 132V131H24ZM226 132V131H225ZM43 133V132H42ZM61 133V132H60ZM102 133V132H101ZM105 134L107 133V130H106V132H104ZM107 133V134H108ZM263 133H264V131H263ZM12 134V133H11ZM26 134V133H25ZM62 134V133H61ZM64 134V133H63ZM62 134V135H63ZM66 134V133H65ZM69 134V133H68ZM107 134H106V136H107ZM111 134V135H110ZM147 134H149V135H147ZM253 134H255V133H253ZM5 136H7L6 134H4ZM19 135H20V133H19ZM43 135V134H42ZM113 135V136H112ZM116 135V136H115ZM143 135V134H142ZM214 135V134H213ZM221 135V134H220ZM261 135H262V132H261ZM51 136H53L54 137V134H52ZM55 136H56V134H55ZM61 136V135H60ZM67 136V135H66ZM96 136H98V138L99 139H102L101 138V135H96ZM105 135H103V137H104ZM115 136V137H114ZM125 136L123 137L124 139H125ZM244 136V135H243ZM242 136V138H247V137H249L248 135H247V137H243ZM252 136V135H251ZM257 138H258V136L259 135H255ZM263 136V135H262ZM57 137V136H56ZM63 137H65V136H63ZM68 137V136H67ZM115 139H114V138ZM202 137H207V139H205L204 138V141H202L201 140V138ZM253 138H254V136H252ZM4 138V136L3 137H1L0 138V142H1V140H2V143H3V139ZM24 138V137H23ZM26 138V140H27V137H25ZM69 139H70V136L68 137ZM74 138V137H73ZM131 138V139H132ZM157 138V137H156ZM224 138V137H223ZM252 138V139H253ZM262 138V137H261ZM264 138V137H263ZM52 139H54V138H52ZM64 139V138H63ZM121 139H122V137H121ZM120 139V143H121V141L123 140H121ZM129 139V140H128ZM225 139V138H224ZM228 139V138H227ZM230 139V138H229ZM247 139H249V138H247ZM246 139V140H247ZM251 139V138H250ZM249 139V143L251 142V140ZM255 139V141H256V138H254ZM5 140H7V137H6V139ZM74 140V139H73ZM133 140L131 141V142H133ZM136 140V139H135ZM240 140H241V138H240ZM14 141H16V140H14ZM56 141H58L57 139H56ZM55 141V142H56ZM225 141V140H224ZM234 141V140H233ZM248 141V140H247ZM19 142V141H18ZM17 142V145H14L13 147H17L16 149L18 150L17 151V153L21 150V149H24L25 147H24V145H25V141H21L20 142V144ZM42 141L40 140V143H41ZM47 142V141H46ZM46 142H45V144H46ZM55 142H53V144L55 143ZM65 142V141H64ZM67 142V141H66ZM65 142V143H66ZM116 142H117V145H116ZM123 142V141H122ZM125 142V141H124ZM123 142V143H124ZM160 142V143H161ZM229 142H231V140L229 141ZM252 142H254V141H252ZM257 142H258V140H257ZM50 143H51V141H50ZM49 143V144H50ZM57 143H59V142H57ZM56 143V144H57ZM245 143H246V141H245ZM15 144V143H14ZM53 144H51V145H53ZM54 145V146H56L57 147V145ZM60 144V143H59ZM58 144V145H59ZM64 144V143H63ZM62 144V145H63ZM233 144V143H232ZM231 144V145H232ZM13 145V144H12ZM88 145V144H87ZM124 145H126V144H124ZM124 145H122L121 144V146H124ZM234 145V144H233ZM247 145V144H246ZM43 147H44V145H42ZM50 146V145H49ZM59 146H61V144L59 145ZM59 146L55 149V150H59ZM120 146V145H119ZM121 146L120 147H118L119 149H121V151H122V148H121ZM201 146V145H200ZM236 146V145H235ZM249 146V145H248ZM247 146V147H248ZM250 146H253L254 147V145H250ZM258 146H260V145H258ZM257 146V147H258ZM262 146V145H261ZM264 146V145H263ZM43 147H41V148H43ZM124 147H126V146H124ZM128 147V146H127ZM126 147V148H127ZM240 147H241V144H240ZM239 147V148H240ZM243 147V146H242ZM240 148L239 150H235V149H237V148H235V147H230L229 146V148H235V149H233V152H234V150H235V153L238 151V153H239V151H241V149H242V153H245L246 155H241L240 153V155L241 156H245V158L244 159H246L247 160V158H246V156H247V154H249V156H250V154L253 152V154H251V155H255L254 154V151L257 149V151L255 152V153H257L258 152V155H259V152L261 151V150H263L264 149V147H263V149L262 148H260L259 150H258V148L257 147H255V148H252V150L253 149H255V150H250V153H248L246 150H244V147H245V145H244V147L243 148ZM12 148V147H11ZM40 148V147H39ZM46 148V147H45ZM47 148H48V146H47ZM46 148V149H47ZM55 148V147H54ZM129 150L131 149L130 148V145H129ZM127 148V149H128ZM135 148V147H134ZM251 148V147H250ZM15 148H13V150H14ZM93 149V148H92ZM91 149V147H88V155H89V157H86L85 156V158H84V156H82L81 155V153L79 154V155H77L76 157H74V158H70L71 159V161L70 162H72V163H76V165H77V167L76 168H74V169H78L77 171H78V173L77 172H73V170H72V172H71V174H73V173H75V175L73 174V176H71V174H70V176L71 177H73L72 179H70L71 181H69V178H67L68 176L67 175H64L67 179L64 181L63 180V178H65L64 176L62 177V178H60L59 179V177L58 176H62V174L63 173H65L64 171H62V173H61V171H59L61 174L59 175V172H57L58 171V169H57V167H60V165H57L56 166V169H57V171H55L56 173H58L57 174V177H58V181H60L61 179H62V181H61V184H64V186H65V183L64 182H66V181H68L69 183H67L66 184V188L68 189V191L70 190V188H72V190H70L69 191V194H67L65 191H67V190H65L64 189V186L62 187H60V189L61 188H63L62 189V192L61 193H63V194H60V195H62V196H60L61 197V199H59V200H56L57 199V196L59 195L58 193H60V190H58L59 189V187L57 188V185L56 184H58L59 185V183L60 182H57L56 184L55 183H53L54 182V180H53V182H51L52 184H54L56 187H53L54 185H52V190L51 191H53V189H54V191H56L55 189L57 188V190H58V193H57V191L55 192V193H57L56 195L55 194H50L49 196L51 197V199H49V200H51V203L52 204H50V201H48V198H50V197H48V198H46V196H45V200L43 199L44 198V196H43V193H45V192H41V194H42V196L40 197V195H39V197H40V199L39 200H37L36 198H35V200H36V203H34V204H32L33 202H35L34 201V199H33V202L31 203V208H28L29 206L27 205V206H25L26 208V210H22V208L24 209V207H21V209H20V211H22V212H18V211H15L13 208H12V203H10V207H8V205H9V201H12L11 199H14L15 197H11V196H13L14 195V193H12L13 191H14V189H13V191L10 193L11 194V196L9 195V196H7V197H10V198H2V199H4V200H6V201H8L7 203H8V205H6V202L4 203L7 207H8V209L7 210H4L6 213H4V215H5V218H3L4 219V223H5V226L6 227H4L3 226V223H1L0 224V239H2V237H6V236H8V237H6V239H5V241H4V243H8V242H11V246H13L14 244H15V240H17V239H19V237H20V235H17V231L18 230H20L22 227H23V225L24 224H26V221L25 220H28L29 218V216H28V213H30L31 215H33V216H30V219H31V221L33 222V223H36L37 222V220L38 219H40L41 220V222L40 223H36L35 224V226H33V227H36V228H34V229H36L37 230V232H39L40 234H45V233H47L48 235H49V240H48V250H47V252H46V254L48 253L49 254V252H50V254H51V257H52V259L53 260H55V261H57L58 260V263L57 264H73V263H80V264H88L89 262L91 263L92 262V260H93V254H94V252L95 251H99V253L101 254H98L99 255V257L101 256V257H103V258H105L106 256H109V254H111V250H109L111 247H109V249H104L105 248V246H104V244H103V241H102V243L100 242V239H105V238H101V236L102 235H100V233L99 232H101L103 229H105L106 227V225L109 223V222H111V218L112 217H109L110 215H108L109 214V212H108V214H107V210H110L111 208L110 207H115L116 206V209H118L119 211H121L120 213H122V214H124L123 213V211H126L127 210V208H129L130 207V209H131V207L133 208L134 206L136 207V205H130L129 207H127V205L125 206V203H123V202H125L126 200L125 199H127V198H131L132 196L133 197H135V201H133V203L134 202H136V204H137V212H136V216H135V218H134V216L131 214V213H125L127 216H124V217H122V219H125L123 222L120 220V222L122 223V224H120V222H119V224H117L116 226H114L113 227V225L115 224V222H116V220L114 221V220H112V222L114 223H111L110 225H112V227H110V230H112V232H114V233H117V235H119L118 233H120L121 232V235L122 236H124V234L122 233V231H124L125 230V232H126V230H127V233H129L130 231L129 230H133V228L134 229H136L137 230V235L136 236H134V235H132L131 234V232L129 233L130 234V236H132V237H129V239H132L130 242H129V244L126 242V244L123 242V240H122V242H120V241H118V239H120V238H118L117 237V240H114V237H111V238H113V246H114V249L117 251L116 253H119V254H121V256H123V259H124V256H126V257H128L129 259H132V258H135V254L137 253V250H134V249H132L131 247L132 246H134V245H136V246H139V245H142L145 249H149V251H150V254H151V256L154 258V257H156V256H161V254H160V252L158 251V248H161V247H167L168 246V244H169V242H170V238L169 237H166V238H163L161 235H160V230L159 231H150V229L149 228H151L152 229V226H153V223L154 222H156L155 220H157V218H161V222H160V224L162 225V229H164V228H166V229H168V227H164V224H167L166 222H168L167 220H166V216H165V218L164 217H160L159 215H161L162 214V210L161 209H158V208H160L161 206H164V207H161L164 211L163 212H168V211H170V210H175V209H173L174 207H180V203H181V199L182 198H184V195H183V197H180V196H178V195H181L182 193H180V194H178L177 196H175L174 195V192H176L175 191V189L174 188H172V187H170L169 189H164L165 191H168L167 192V194L165 193H163V191L161 190V192L163 193V195H161V192L159 193V194H157V193H154V195H159V196H155V198L154 199H152V200H149V199H147V202L148 203H146V202H144V200L143 199H140L141 198V195L139 196V194H141V192L139 193V191H143V190H148V189H152V188H154L153 189V191L157 188V187H159V183L158 184H156V183H154V185H150V186H147V187H145L144 186V184H146V181L148 180V179H150V177H153L152 175V173L149 171V170H147L148 172H147V174L146 175H144L143 174V171H141L140 170V172H133V168H131V166H133V165H131V166H128V164L129 163H127L128 161V158L127 157H129L130 156V154L127 156V157H125L126 156V154L127 153H124V152H120L121 154H122V156L121 155H119V154H117L118 155V157L117 158H119L118 159V162H117V158H116V156H115V158H114V156H111V155H109L110 153H107V152H105V151H95L94 149L92 150ZM200 149V148H199ZM212 149V148H211ZM45 150V149H44ZM57 150V151H58ZM196 150V149H195ZM201 150V149H200ZM199 150V151H200ZM207 150H209V149H207ZM213 150V149H212ZM216 150V149H215ZM218 150H220L219 148L217 149V152H218ZM229 150V149H228ZM227 150V151H228ZM16 151V150H15ZM22 151V152H21ZM20 152H21V158H22V156H28V150L27 151H24V150H21ZM57 151L55 152V154L57 155V156H61V157H63V156H67V153H58L57 154ZM86 151H87V149H86ZM86 151H85V153H86ZM123 151H125V148H124V150ZM131 152H132V149L130 150ZM130 151H128V152H130ZM133 151H134V149H133ZM196 151H198V149L196 150ZM197 152L198 153V155H190V153H188L186 156H184V154H181V155H183L184 156V159L185 160H188V159H190V160H192V159H194V158H196L195 160H193V161H196L197 159H199V157H200V155H201V153H203V152H205V151H203V150H201L200 152ZM211 151V150H210ZM214 151V150H213ZM209 152V154H208V156H204L205 157V160H209V159H211L210 160V162H208V164H207V168H206V171L205 172H207V174L206 175H208L209 174V172H212V174L214 173V174H216L217 176H218V174H220V173H223L222 171L223 170H225L224 168H223V170L222 169H216L215 168V161L217 160V158H218V153L216 154V153H214V152ZM227 151H226V153H227ZM230 151V150H229ZM243 151H245V152H243ZM252 151V152H251ZM19 152V153H20ZM52 152H53V150H52ZM84 152V151H83ZM125 152H127V150L125 151ZM130 152V153H131ZM207 152V151H206ZM219 152H221V151H219ZM231 152H232V149H231ZM230 152V153H231ZM232 152V153H233ZM13 153V152H12ZM11 153V154H12ZM18 153V154H19ZM135 154H136V151L134 152ZM134 153H132L131 155H133ZM192 153V152H191ZM197 153H195V154H197ZM229 153V152H228ZM234 153V154H235ZM262 153V155H263V151L261 152ZM260 153V154H261ZM46 154H48L49 155V153H46ZM53 154H54V152H53ZM53 154H51V155H53ZM125 154V155H124ZM238 154V155H239ZM12 155H14V154H12ZM17 155V154H16ZM72 155V153L69 155V156H71ZM109 155V157H110V159L112 158V160H116L115 161V164H116V162L117 163H120L121 164V161L119 162V160H123V162L124 161H127V162H125V163H127V166L129 167V169L128 170H126V164H124V166L125 167H122L123 168V170L121 169H119L120 171H118V172H113L112 170H111V168H112V163H114V162H112V163H110V161H112V160H107L111 165L109 166L110 168H106V169H104L105 167H103V165L101 166L100 165V163L102 162V161H106V160H104L103 158L105 157L106 159H107V156ZM136 155H140V154H136ZM228 155H230V154H228ZM231 155H233V154H231ZM235 155H237V154H235ZM257 155V154H256ZM262 155H260L261 157H263ZM10 156V155H9ZM15 156V155H14ZM124 156V158H121V157H123ZM143 156V155H142ZM141 156V157H142ZM202 156V155H201ZM259 156V157H260ZM16 157V156H15ZM18 157V156H17ZM16 157V158H17ZM42 157H44L43 155L40 157V159L42 158ZM47 156L45 155V158H46ZM60 157V158H61ZM68 157V156H67ZM73 157V156H72ZM109 157H108V159H109ZM133 157V156H132ZM144 157V156H143ZM142 157V158H143ZM231 157V156H230ZM236 157V156H235ZM240 157V156H239ZM253 157V156H252ZM251 156H250V158L251 159H253L252 160V162H255L254 161V159L255 158H257V157H255V158H252ZM259 157L257 158V159H259ZM20 158V159H21ZM45 158H42L40 161L41 162H43L44 160H45ZM59 158V157H58ZM57 158V159H58ZM59 158V159H60ZM66 158V157H65ZM114 158V159H113ZM127 158V160H125ZM180 158H183V157H180ZM241 158V157H240ZM10 159V158H9ZM13 159V158H12ZM23 159V158H22ZM21 159V160H22ZM38 159V158H37ZM68 159V158H67ZM69 159V160H70ZM103 159V160H102ZM145 159V158H144ZM147 159V158H146ZM242 160H244L243 159V157L241 158ZM256 159V160H257ZM39 160V159H38ZM37 160V161H38ZM61 160V159H60ZM64 160V159H63ZM149 160V159H148ZM184 160V161H185ZM242 160H241V162H242ZM263 160V159H262ZM261 160V161H262ZM29 161V160H28ZM48 161H51V160H48ZM54 161V160H53ZM58 161V160H57ZM68 161V160H67ZM107 161L106 162H104L107 166H108V163H107ZM177 161V160H176ZM173 162L174 163V165H175V163H176V165H177V162L179 161H177V162ZM180 161H183V159H181ZM183 161V162H184ZM238 161H239V159H238ZM245 161V160H244ZM247 161H249V159L247 160ZM247 161L245 162V164L247 163ZM258 161V160H257ZM260 161V160H259ZM260 161V162H261ZM12 162V161H11ZM40 162V164L42 165V164H44V163H46V162H44V163H41ZM55 162V161H54ZM123 162H122V164H123ZM130 163H131V161H129ZM192 162V161H191ZM250 162H251V160H250ZM251 162V163H252ZM21 163H23V166L25 165L24 164V162H21ZM48 163V162H47ZM58 163V162H57ZM61 163H64V162H61ZM66 163H68V162H66ZM103 162L101 163V164H104ZM182 162H180V164H181ZM185 163V162H184ZM195 162H193V164H194ZM206 163V162H205ZM242 163H244V162H242ZM242 163H240L239 162V165L240 164H242ZM251 163L248 165V166H252V168L253 169H255L257 166L256 165H259L260 166V164L263 166L264 164V162L262 161L261 163H259V162H257L256 164H254V163H252L253 165H251ZM259 163V164H258ZM3 164V163H2ZM16 165H17V163H15ZM50 164V163H49ZM49 164H45V167L46 166H53V167H55L54 166V164L51 162V164L52 165H49ZM59 164V163H58ZM105 164H104V166H105ZM121 164V165H122ZM192 164V163H191ZM219 164V163H218ZM34 165V164H33ZM40 165V166H41ZM116 165H118V164H116ZM130 165V164H129ZM175 165V166H176ZM205 166H206V164H204ZM238 165V164H237ZM3 166V165H2ZM39 166V165H38ZM37 165L36 166H34V168L35 167H38ZM43 166V165H42ZM42 166L41 167H39V168H37L36 170L33 168V170H35L36 172H38L39 173V171H37V170H40L41 171V169L40 168H42ZM106 166V167H107ZM113 168H115V170L114 171H116V167H115V165L113 164ZM119 166V165H118ZM138 168L139 167H141V166H138V165H136ZM246 166V165H245ZM245 166H243V167H245ZM254 166H256V167H254ZM258 166V167H259ZM4 167V166H3ZM45 167L43 166V168L45 169ZM100 167H103L102 169L100 168ZM176 167H178V166H176ZM179 167H182L181 165H179ZM178 167V168H179ZM197 167V166H196ZM42 168V169H43ZM50 168V167H49ZM49 168H47L48 170H49ZM64 168V167H63ZM112 168V169H113ZM119 167H117V169H118ZM130 168H131V170H130ZM190 168V167H189ZM198 168V170L197 169H195V171H199V167H197ZM205 168V167H204ZM233 168V167H232ZM235 168H238V170H239V168H240V166H237V167H235ZM235 168H233V170L235 169ZM241 168H242V166H241ZM240 168V169H241ZM246 168V167H245ZM262 168V171H263V168H264V166L263 167H261ZM4 169V168H3ZM30 169V168H29ZM46 169V170H47ZM54 169V168H53ZM125 169V170H124ZM191 169V168H190ZM258 168H256V170H257ZM260 169V168H259ZM0 170H2V169H0ZM7 170V169H6ZM12 170V169H11ZM32 170V169H31ZM61 170V169H60ZM63 170V169H62ZM236 170L237 169H235L234 170V172L235 173H237L236 172ZM237 170V171H238ZM249 170H251V171H253L251 168H249L248 167V169H247V172H249ZM261 170V169H260ZM34 171V172H35ZM49 171H53L52 170V168H51V170H49ZM74 171H76V170H74ZM94 171H97V173H98V175L97 176H95L96 175V172H94ZM111 171L113 172V173H115V177H113L112 178V175H114V174H111V176H109L110 175V173H111ZM174 171V170H173ZM176 171V170H175ZM178 171V170H177ZM201 171V170H200ZM203 171H204V169H203ZM202 171V172H203ZM227 171V170H226ZM241 171V170H240ZM4 172V171H3ZM34 172H31V173H34ZM44 172H46V171H44ZM55 172H54V176L56 175L55 174ZM225 172V171H224ZM41 173V172H40ZM47 173V172H46ZM48 173H50V172H48ZM53 173V172H52ZM67 173V172H66ZM69 173V172H68ZM93 173H95V175L93 174ZM178 173V172H177ZM179 173H180V171H179ZM183 173V172H182ZM198 173H200V172H198ZM246 173V172H245ZM244 173V174H245ZM260 173H261V171H260ZM45 174V173H44ZM91 174H93V175H91ZM205 174V173H204ZM238 174V173H237ZM241 174V173H240ZM251 174V173H250ZM7 175V174H6ZM10 175V174H9ZM41 175H43V173L41 174ZM40 175V176H41ZM69 175V174H68ZM151 175V176H150ZM174 175V174H173ZM187 175H188V173H187ZM195 175V174H194ZM194 175H191V176H194ZM205 175V176H206ZM209 175H211V173L209 174ZM46 176H49L48 174L46 175ZM51 177H52V175H50ZM49 176V178H50V181H51V177ZM53 176V177H54ZM88 176L90 177H94L93 179H95V180H93L92 181V178L91 179H87L88 178ZM108 176V177H107ZM189 176V175H188ZM197 176V175H196ZM198 176H200V175H198ZM202 176V175H201ZM200 176V177H201ZM223 175H221V177H222ZM250 176V175H249ZM27 177V176H26ZM32 178H33V176H31ZM41 177H43L44 179H46V180H44V184L46 183V181H49L47 178L48 177H44V176H41ZM41 177H39L38 176V178H36V179H34L35 178V176H34V178L33 179H30L29 181V183H27L28 184V186L29 187H25V189L27 190H25V191H23V192H26V197L25 196H23V197H25V198H29V194H33V193H31L32 192V189H36V187L37 188H39L40 190L42 189V188H44V187H42L41 185V183H43L42 182V178ZM56 177V178H57ZM96 177H97V179H96ZM109 178V177H111V179L109 178V179H107V178ZM184 177H187V176H184ZM208 177V176H207ZM220 177V176H219ZM225 178H226V176H224ZM223 177V178H224ZM5 178V177H4ZM30 178V177H29ZM41 178V179H40ZM104 178H106L108 181H106V179L104 180ZM174 178H176V177H174ZM193 178V177H192ZM203 178V177H202ZM224 178V179H225ZM179 179H181V178H179ZM196 179V178H195ZM204 179V178H203ZM4 180V179H3ZM24 180V179H23ZM205 180H206V178H205ZM211 180V179H210ZM214 180V179H213ZM220 180H221V178H220ZM15 181H16V179H15ZM25 181V180H24ZM40 181H41V183H40ZM50 181L49 182H47V183H49L50 184ZM106 183H105V182ZM182 181V180H181ZM187 181H190V180H187ZM223 181V180H222ZM232 181V180H231ZM102 182H104L105 184H103L104 186H101V184H102ZM204 182V181H203ZM217 182V181H216ZM227 182V181H226ZM240 182V181H239ZM3 183V182H2ZM99 183H101L100 185H99ZM184 183V182H183ZM199 183V184H198ZM200 183L202 184V182L200 181V182H198L197 180L196 181H190V187H192L193 186V188L191 189V188H189V189H191V190H193V189H195V187L197 186L200 190H201V193H203L204 191L206 192V194H207V191L205 190L206 188H204L202 185L200 186ZM212 183V182H211ZM210 183V184H211ZM221 183V182H220ZM231 183V182H230ZM11 184V183H10ZM15 184V183H14ZM41 184V185H40ZM49 184H45V189H47L46 188V186L48 187V186H50L51 187V184L49 185ZM189 184V183H188ZM205 184V183H204ZM206 184H207V182H206ZM213 184V183H212ZM225 184V183H224ZM224 184H220V185H222V187L224 186ZM242 185H243V182L241 183ZM9 185V184H8ZM12 185V184H11ZM161 185V184H160ZM192 185V186H191ZM217 186H219L220 187V185L218 184V182H217V184H216ZM215 185V186H216ZM226 185H227V183H226ZM238 186H239V184H237ZM249 185V184H248ZM248 185H246V183H245V186L247 187ZM4 186V185H3ZM24 186V185H23ZM39 186H41V187H39ZM44 186V185H43ZM205 186V185H204ZM213 186V185H212ZM211 186V187H212ZM236 186V185H235ZM5 187H7V186H5ZM22 187V186H21ZM50 187H48V189H49V191H50ZM186 187L188 188V186L186 185ZM210 185H208L207 186V190H209L210 191V200H209V202H207L208 204H210V203H213V204H215V203H221V202H223V201H220V198H221V196L223 195L222 194V192H221V194L222 195H220V191L219 190H223V188L222 189H219V187H218V192H219V194H216V191L217 190H215L216 189V187L214 188V187H212V191H213V189L215 190L213 193H211L212 191L210 190ZM228 187V186H227ZM229 187H231V186H229ZM228 187V189L230 190V188ZM234 187V186H233ZM242 187V186H241ZM241 187H239V188H241ZM235 188V187H234ZM238 188V189H239ZM244 188V187H243ZM4 190H5V188H3ZM11 189V188H10ZM39 189H36L35 191H37V190H39ZM44 189V191H46L47 192V190H45ZM232 189V188H231ZM236 190H237V188H235ZM6 190H8V188L6 189ZM16 190H17V188L15 189V193H16ZM43 190V189H42ZM41 190V191H42ZM111 191V192H113L112 194L114 195V192L116 193L115 194V196L113 197V195L111 194V193H108L107 191ZM114 190V191H113ZM191 190H190V194H192L193 193V191L195 192V190H193L192 191V193H191ZM226 190V188H224V191ZM247 190V189H246ZM10 191V190H9ZM34 190H33V192H35ZM51 191H50V193H51ZM228 191V190H227ZM241 191H243V189L241 190ZM241 191H239L240 192V194H241ZM1 192V191H0ZM6 192V191H5ZM38 192V191H37ZM36 192V193H37ZM7 193H8V191H7ZM27 193H29V194H27ZM39 193V192H38ZM49 193V192H48ZM54 193V192H53ZM67 194V196L65 195V196H63L64 194ZM108 193V194H107ZM137 193H139L138 195H137ZM179 193V192H178ZM228 193L231 195V193H230V191H228ZM233 193H234V191H233ZM232 193V194H233ZM21 194H22V192H21ZM47 194V193H46ZM109 194H111L112 195V197L113 198H116V195H117V198H118V200H123V201H121V202H119L118 200H115V201H117L116 203L114 202V199L113 198H111V197H109L110 195ZM134 194H136L137 195V197L136 196H134ZM184 194V193H183ZM199 194V193H198ZM212 194V195H211ZM236 194H237V192H236ZM3 195V194H2ZM19 195V194H18ZM45 195V194H44ZM52 195H54L55 197H56V199H54V200H52ZM195 195V194H194ZM203 195H204V193H203ZM1 196V195H0ZM20 196H22V195H20ZM20 196H18V197H20ZM31 196V195H30ZM35 196L37 197V195L35 194ZM235 196V195H234ZM2 197V196H1ZM17 197V198H18ZM109 197V198H108ZM126 197V198H125ZM191 197V196H190ZM194 196L192 195V197L190 198V200L191 199H194L195 200V197L193 198ZM201 197H203L202 195H201ZM22 198V197H21ZM31 198V200H32V198H34V197H30ZM125 198V199H124ZM179 198V199H178ZM235 198V197H234ZM24 199V198H23ZM100 199V200H99ZM186 198H184L183 199V202L182 203H184V202H186V201H184ZM200 199V198H199ZM205 199V198H204ZM203 199V200H204ZM227 199H229V197L227 198ZM15 200V199H14ZM27 200V199H26ZM29 200V199H28ZM28 200L27 201H24L25 203L26 202H28ZM30 200V201H31ZM111 200H113V202L111 203ZM125 200V201H124ZM136 200H138V202L136 201ZM142 200V201H141ZM188 200H189V198H188ZM230 200H234V199H230ZM101 201V202H100ZM128 201V202H127ZM126 202L127 203H132L131 202V200H127ZM130 201V202H129ZM199 201V200H198ZM228 201V200H227ZM23 202V203H24ZM49 202V203H48ZM53 202H55L54 204H53ZM96 202H97V204L98 203H100L98 206V209L96 208ZM189 202H193V200L192 201H189ZM225 202V201H224ZM69 204V205H67V204ZM71 203V204H70ZM191 203H186V204H188V205H190ZM196 203V205H198L197 204V202H195ZM30 204V203H29ZM64 204H66L67 206H69V207H71L72 206V204H73V207H71V208H68V207H66V211L64 210V208H65V206H64V208H63V211H65L66 212V215H67V213L69 214V210H70V212L71 211H73L74 212V216H76V218H78L80 221H81V223L80 222H78L79 220L78 219H75V217H73L74 219L73 220H70V218L72 219V212L70 213L71 215H67V217H69V221H67V219H66V215L64 214V212L62 213V214H60V208H61V210H62V207H63V205ZM112 204H115V205H113L112 206ZM162 204H164V205H162ZM185 204V203H184ZM184 204H181V208L183 207H187L188 205H184ZM212 204V205H213ZM4 205V206H5ZM12 205V206H11ZM118 205H120L119 207H118ZM183 205V206H182ZM195 205V204H194ZM201 205V204H200ZM199 205V206H200ZM217 205V204H216ZM221 205V204H220ZM228 205V204H227ZM245 205V204H244ZM4 207L5 209L7 208V207ZM24 206V205H23ZM62 206V207H61ZM92 206H93V208H92ZM193 206V204L191 205V207ZM215 206V205H214ZM213 206V207H214ZM224 206V205H223ZM229 206H232L231 204L229 205ZM127 207V208H126ZM134 207V208H135ZM203 207V205L201 206V209H203L202 208ZM210 207V206H209ZM215 207H217V206H215ZM219 207V206H218ZM224 207H226V206H224ZM28 208V209H27ZM56 208V210H57V214H58V212H59V216H57V215H55L54 216V214L53 213H55L56 211L55 210H53V209H55ZM68 208V209H67ZM182 208V209H183ZM189 209H188V211L190 212V207H188ZM194 208V207H193ZM193 208H192V210H193ZM212 208V207H211ZM17 209V208H16ZM93 209V210H92ZM115 209V210H116ZM124 209V210H123ZM179 209V208H178ZM177 209V210H178ZM181 209V210H182ZM200 209V210H201ZM229 209H230V207H229ZM92 210V211H91ZM111 210H113V208L111 209ZM115 210H113V211H115ZM118 210H116L117 212L116 213H118ZM132 210V209H131ZM131 210H128V211H131ZM185 210V212H186V208L184 209ZM184 210H182V212H184ZM208 210V209H207ZM214 210V209H213ZM224 210H225V208H224ZM223 210V211H224ZM228 210V209H227ZM75 211H76V215H75ZM78 211V212H77ZM95 211H98L99 213H101V215L99 214H96L95 215V213H97V212H95ZM203 211V210H202ZM212 211V210H211ZM215 211H216V209H215ZM230 211V210H229ZM17 212V213H16ZM50 212H52V215L54 216V217H56L57 216V218H56V220L54 219V218H52L50 215H49V213ZM95 212V213H94ZM213 212V211H212ZM211 212V213H212ZM218 212H219V209H218ZM221 212V211H220ZM19 213V214H18ZM92 213H94V215L92 214ZM110 213H112L113 214V212H110ZM134 213V212H133ZM193 213V212H192ZM1 214V213H0ZM12 214H15L14 216H12ZM119 214V213H118ZM117 214V216H114V214L112 215V216H114V218H118V216L120 215H118ZM202 214V213H201ZM207 214H208V212H207ZM219 214V213H218ZM217 214V215H218ZM259 214V213H258ZM99 217H98V216ZM184 215H185V213H184ZM186 215H187V213H186ZM197 215V214H196ZM195 215V216H196ZM199 215V214H198ZM262 215L263 214H260V216L262 217ZM11 216V217H10ZM17 216V217H16ZM26 216H28V217H26ZM50 216V217H49ZM62 216H64L63 218H61ZM94 216H96L97 218H100V216L101 217H103V220L105 221V223H107L106 225H104V228H102L101 229V231H98V228H99V224H101V223H99L98 225H94V224H92V225H94V226H92V225H90V223L92 222V218H94V220H95V218L96 217H94ZM224 216V215H223ZM16 217V218H15ZM48 217L50 218V219H48ZM120 217V216H119ZM185 216H182L181 217V219H183ZM187 217H188V215H187ZM186 217V218H187ZM193 217V216H192ZM217 217V216H216ZM26 218V219H25ZM52 218V219H51ZM96 218V222H95V224L98 222V219ZM108 218H110V219H108ZM194 218V217H193ZM220 218V217H219ZM252 218V217H251ZM258 218H260V217H258ZM54 219V220H53ZM58 219V220H57ZM113 219V218H112ZM119 219V218H118ZM117 219V223H118V220ZM185 219V218H184ZM262 218H260V220H261ZM51 220H52V223H54L53 225H55V227L52 225V223H51ZM64 220H66V221H64ZM75 220H77V221H75ZM94 220H93V222H94ZM102 220V219H101ZM192 220V219H191ZM197 220V219H196ZM195 220V221H196ZM6 221V222H5ZM77 222V226H79L80 224H81V226L83 227V229H82V227L80 226V228L86 233V234H88L89 235V237H88V243L86 242L87 241V237H85V235H84V237L86 238V241H84V242H86V244L83 242V244L84 245H80V246H78V244L76 245V246H78L77 248H75L74 247V245L76 244V239H78L79 241L81 240V241H83V239L84 238H82L81 236L83 235L82 233H84V232H81V234H80V231H78V229L80 230V228L78 227V229L76 228L77 226L75 225V222ZM165 221V222H164ZM172 221V220H171ZM184 221V220H183ZM255 221V220H254ZM259 221V220H258ZM264 221V220H263ZM3 222V221H2ZM100 222V221H99ZM185 222V221H184ZM192 222H193V220H192ZM47 223L49 224V226L50 225H52L54 228H53V230L52 229H49L50 227L52 228V226H48V228H47ZM104 223V222H103ZM188 223V224H187ZM182 224H184V223H182ZM262 225H264L263 224V222L261 223ZM76 226V227H74V229H72L73 228V226ZM103 224H101V226H102ZM109 225V226H110ZM187 225H190L189 227L187 226ZM98 226V227H97ZM155 226V225H154ZM184 226V225H183ZM191 226H193L192 224H191V222L188 220L186 223H185V230H181V231H179L181 234H182V236L184 237L185 235H186V237H188L190 234H191ZM45 227H46V230H45ZM57 227H59V228H57ZM61 227V228H60ZM179 227V226H178ZM261 227V226H260ZM263 227V226H262ZM77 229V231L79 232H77V233H75L76 235L77 234H80L79 236L81 237V239H79V238H77V236H76V239L73 237V231H71V230H74V231H76V229ZM109 227L107 226V229H108ZM198 228V227H197ZM47 229H49V231H51V233L49 232V231H47ZM161 229V230H162ZM190 229V230H189ZM6 231V232H4V231ZM44 230V231H43ZM81 230V231H82ZM99 230H100V228H99ZM178 230V229H177ZM72 232L73 234H72V237L68 234L69 232ZM109 231V230H108ZM162 231H165V230H162ZM187 231H189L188 233H185V232H187ZM219 231V230H218ZM49 232V233H48ZM71 232H70V234H71ZM103 232V231H102ZM112 232H111V235H112ZM167 232V231H166ZM214 232V231H213ZM212 232V233H213ZM217 232V231H216ZM110 232H108V234H109ZM113 233V235H115ZM126 233V234H127ZM180 233H179V235H180ZM193 233V232H192ZM196 233V232H195ZM218 233V232H217ZM68 234V235H67ZM101 234H103V233H101ZM107 233L105 232V235L104 236H107L106 235ZM176 234V233H175ZM194 234V233H193ZM70 236L71 238H72V241H71V243H70V240H71V238L69 237V239H68V237L67 236ZM87 235V236H88ZM200 235V234H199ZM198 235V236H199ZM64 236H65V238L67 239H65L64 238ZM75 236V235H74ZM142 236V237H141ZM174 235H172V237H173ZM175 236H177V234L175 235ZM216 236H218V235H216ZM64 238V240H65V242H67L68 240H69V243H70V245L68 244V242H67V244H64L61 240H63V239H59V238ZM119 237H121V236H119ZM128 237V236H127ZM161 237V238H160ZM182 237V238H183ZM246 237H248V236H246ZM48 238V237H47ZM58 238V240H59V242H57L56 243V241H58V240H56L55 241V239H57ZM73 238H74V240H73ZM108 238V237H107ZM110 238V239H111ZM141 238H144V240H140ZM160 238V239H159ZM181 238V239H182ZM194 238H198L197 236L196 237H194ZM170 239V240H169ZM176 239V238H175ZM200 239V238H199ZM214 239V238H213ZM54 240V241H53ZM63 240V241H64ZM77 240V241H78ZM85 240V239H84ZM109 240V239H108ZM121 240V239H120ZM125 240V239H124ZM173 240V239H172ZM185 240H187L186 238H185ZM243 240V239H242ZM73 241H75L74 243H73ZM98 241L101 243V245H100V243H98ZM105 241H106V239H105ZM211 241H213L212 239H211ZM245 241V240H244ZM2 242V241H1ZM52 242H55V243H52ZM60 242H62V243H60ZM110 242H111V240H110ZM109 242V243H110ZM183 242H184V240H183ZM59 243H60V245H64V247L63 246H61V247H59L60 245H59ZM78 243V242H77ZM105 243V242H104ZM106 243H108V242H106ZM52 244H56V245H58V247H59V249H57L56 247V245H54V246H56L55 248L53 247V245ZM111 244V243H110ZM177 244V243H176ZM179 244V243H178ZM208 244V243H207ZM3 245V244H2ZM1 245V246H2ZM23 245V244H22ZM66 245V246H65ZM68 245V246H67ZM175 245V244H174ZM180 245V244H179ZM206 245V244H205ZM1 246H0V249H1V251H2V249H3V246H2V248H1ZM199 246V245H198ZM197 245H196V242H195V240L193 239V235H191V240H189L188 242H187V244L185 243L184 245H182L181 246V248L183 249V251L182 250H179V252H176L175 251V248L174 249H169L167 252H165V254H164V256H163V259L164 258H168L170 255H171V253H175L174 255H172V256H174L175 257V259L176 258H178V260L179 259H185V253L186 252H193V253H196V254H198L199 256H203V257H205V256H207V254H210V250L208 251H205L204 252V250H201L199 247H198ZM237 246V245H236ZM173 246H170V248H172ZM178 247V246H177ZM168 248V247H167ZM208 248V247H207ZM54 249L56 250V251H54ZM112 249V248H111ZM145 249H140V250H142V251H146ZM12 250V249H11ZM115 250H114V252H115ZM167 250V249H166ZM6 251V250H5ZM4 252V251H3ZM2 252V253H3ZM8 252V251H7ZM60 252V253H59ZM103 252V253H102ZM212 252V251H211ZM1 253V252H0ZM5 253V252H4ZM248 253V252H247ZM96 254V253H95ZM94 254V255H95ZM159 254V255H158ZM98 255H96V256H98ZM225 255V254H224ZM250 256V255H249ZM94 258H95V260H96V257L94 256ZM103 258H98L97 260H99V259H102L103 260ZM107 258V257H106ZM106 258L104 259V260H106ZM108 259H109V257H108ZM122 259V258H121ZM126 259V258H125ZM155 259V258H154ZM212 259V258H211ZM101 260V261H102ZM112 260V259H111ZM136 260V259H135ZM141 260H143L142 262H144V259H141ZM146 260V259H145ZM100 261V262H101ZM132 261V260H131ZM160 261V260H159ZM168 261V260H167ZM60 262V263H59ZM93 262H95L96 263V261H93ZM108 262V261H107ZM148 262V261H147ZM110 263V262H109ZM129 263V262H128ZM132 263V262H131ZM94 264V263H93ZM99 264V263H98ZM134 264V263H133Z\"/></svg>", "mask_w": 264, "mask_h": 264}]
</instances>
